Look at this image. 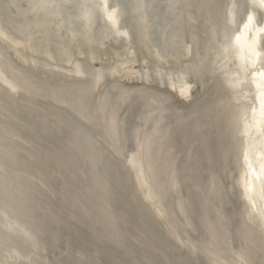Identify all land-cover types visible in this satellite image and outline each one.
Segmentation results:
<instances>
[{
	"label": "rangeland",
	"instance_id": "374dc122",
	"mask_svg": "<svg viewBox=\"0 0 264 264\" xmlns=\"http://www.w3.org/2000/svg\"><path fill=\"white\" fill-rule=\"evenodd\" d=\"M205 1H201V2H199L200 4H201V6H200V4L198 5H196V4H194V6H192V7H190V9L188 10V12L186 13L185 11H187V9L185 10V11H183V14H185L186 13V15H189V14H194V13H196V14H194V17L197 19V21L196 22H194V24L196 25H194V24H190V22H188L187 21V18H188V16H186V15H182L181 17H180V20L178 21V23H177V25H176V28H178L179 29V26H180V31H181V29H182V32H180L178 29H177V32H180L179 34L180 35H182L181 37L183 38V39H185V42L184 43H186V44H189V43H193L194 42V44L196 43V44H200L201 46H195V45H193V44H191V46H188L189 47V49H190V51H189V49H188V52H187V54L186 55H184V57H182V58H179V62L178 63H167L166 64V66H165V63H163L162 61H159V60H157L156 58H155V56H154V54L152 55V52L151 51H154V50H152V47L151 48H149V46L148 45H150L149 44V42H147V41H144L143 39H142V41H144L145 43H148V44H146L147 45V47L150 49V52H151V54H149L150 52H149V49L147 48H145L144 49V51H142L143 49V47H141V48H139L138 46H137V48L136 49H140L139 50V52H138V50H135V55H136V57L135 58H133L132 56H135V55H132L131 57H132V67L135 69V70H138V68H139V70H140V67H141V69L143 68L144 70L145 69H148V70H146V71H144L143 69V71H139L140 73H142L141 75L143 76H139V74L137 75V76H132V78L130 79V78H124V76L121 74V73H119L118 71H116L117 70V66H118V64H119V62L121 61V59H119V58H121L120 56L118 57V55L117 56H115V55H112V53H107V54H105V55H110L109 57L108 56H105L106 58H104V56L102 57V59L100 58V56H99V54L98 55H90L88 52L87 53H85V55H82V56H84V57H82V56H78V54L76 55V54H74V55H76V56H74L75 58H76V60H78V63L76 64V60H75V58L73 57V56H71V58H69V60H68V62L69 63H67V61L64 63V61L62 62V61H58L59 60V58H54V55H55V57H57V55H56V53L54 52L53 54H52V52L54 51V49H52L51 50V47L50 46H47L46 45V47H44V46H42V48H38V45H36V44H28V45H26L27 43V39H26V37H24L22 34H20V35H18L19 33L16 31V30H13L12 31V29H13V27H11L12 29H7V28H10V25L8 24V23H6V21H3V19H2V17H1V15H0V19H1V22L2 23H5L6 25H4V24H2V26L4 25V27L3 28H5V29H7V31L11 34V35H13V34H15L14 35V37H16L17 39H19L20 40V38H22V37H24V39H26V40H23V39H21L20 40V42L22 43L23 42V44H25V46L24 45H22L20 48H19V50H18V52L17 53H13L12 51H10L8 48H7V46H6V44H4V42L2 43L1 42V40H0V45L2 46H0V59H1V61L4 59L5 60V62L7 61L6 59L8 58V60L9 61H13L12 63V65L15 67L16 66V69L18 68L19 69V67H20V70H27V71H19L18 69V71L19 72H21V73H23L24 75H27V77L31 80V79H33V83H34V86H32V87H30L29 85H27V87L26 88H24L23 87V85H25V84H23V85H21V86H17L21 91H19V89L17 90V88L15 89V88H13L7 81H6V78L8 77V76H10V74L9 73H7L6 74V72H5V75H0V88H2V90L0 89V109L2 108V107H4L3 109H1L0 110V132L1 133H3V134H0V136H1V138H0V148H2V150L4 149V150H7V152L6 151H4L3 150V153L4 154H8L9 156H8V158H7V164H8V162H9V165L12 167V169H11V167H9V169H11V170H14L15 171V169L17 170V171H15V172H18V171H20V167H19V165L21 166V168L23 167L24 168V170H23V168L21 169V171H20V175H22L23 177H25L26 179H28V180H30L33 184H35V187H37L36 189H34V190H37V189H39V190H37V191H33V192H31V196L34 194V196H32L31 197V199L32 200H29V204H30V206L27 208V210L29 211L28 213L30 214V217H32V218H26L27 220H24V223H22L23 224V226H24V228L26 229L25 231H26V234L31 238V240H32V242H31V244L30 245H32V247L30 246L29 247V255H30V258H29V260H30V262H31V264H50V262H51V264H74L75 262H76V264H81V261H82V264H171L172 262H173V264L174 263H176L178 260L180 261H178L177 262V264H187L188 262V264H224V262H225V264L227 263V264H245V263H243V261H240V257H239V255H238V253H236V251H233V250H246V253L247 252H255V253H257V254H253V253H250V254H252V255H255V256H257V258H255V256H251L250 257V254L247 256V254H246V259H248L247 260V262L250 260V259H254V261L256 262H254L253 260H250V261H252V263L253 264H262V260H264V253H263V248H261L259 245H258V243H255L256 241H258V239H256L257 238V233H258V235L260 234L259 233V230H257L258 229V225H259V223L257 222L258 220H256V219H253L254 218V216L253 215H255L254 213H255V211H253V210H255V209H253V210H250L251 208H254V206L252 205V204H250L249 203V200H248V198L246 197V196H242V195H245L244 193H241L240 191H238V189H239V180H237V177H238V175H237V173H236V171H235V169H234V165H233V162H232V159H230L229 157H231L232 158V154H231V152H232V149L229 147V145H231V144H229V143H231V139L229 138V136H226V135H228V132H227V130H226V126L224 127H222V125H223V123L224 122H222V121H224L223 119H222V117L220 116V118H218V116H219V114L217 113V115H216V112H214V114H213V110H217L215 107L217 106V103L214 105V103L215 102H217V101H219L221 98L220 97H223V91H221V85L220 84H218V83H220L219 82V79L218 78H216L215 77V79H214V76H213V74H212V72H211V70H210V66L207 64L208 62H206L205 60L207 59V48L205 49V48H202V47H207L208 45H206V44H208L207 42H205L206 44H204L203 45V42H202V40L203 41H207V39H208V37H207V35H206V33H204L203 34V29H202V27H201V25H200V23H202V18H201V15H199V13H197V11H200V7H203V8H201V11H204L205 9H210V6H208V5H206L205 4V6H204V3ZM197 3V2H196ZM202 4H203V6H202ZM198 6V7H197ZM195 7H197L196 8V10L195 9H193V8H195ZM206 7V8H205ZM212 7V6H211ZM1 9V8H0ZM193 9V11H191ZM189 11L191 12V13H189ZM200 11V12H201ZM191 14V15H192ZM190 15V16H191ZM3 16V15H2ZM185 17V18H184ZM181 19L182 20H184V21H181ZM199 19V20H198ZM5 20V19H4ZM186 20V21H185ZM188 22V23H187ZM200 22V23H199ZM186 23V24H185ZM183 24H185L186 26H188V27H184V25ZM7 25H9V26H7ZM190 25H192V27L190 26ZM183 26V27H182ZM182 27V28H181ZM196 27V28H195ZM184 29V30H183ZM185 29H187L186 31H185ZM199 31V33H201V34H199L198 35V31ZM203 30V31H202ZM12 31V32H11ZM190 31H191V33H190ZM195 31V32H194ZM186 33V34H183V33ZM188 33V34H187ZM195 33H197V34H195ZM18 36H17V35ZM193 34H195V35H197V36H195V35H193ZM185 35V36H184ZM188 35V37L189 36H192L193 35V37H189L190 39H188V37H186ZM195 36V37H194ZM207 37V39H206V37ZM186 37V38H185ZM201 38V39H198V43H197V38ZM192 38H194L193 40L194 41H192V42H190V40H192ZM140 39V38H139ZM186 39H188V40H186ZM196 39V40H195ZM206 39V40H205ZM141 41V40H140ZM184 41V40H183ZM201 41V42H200ZM145 43H140L139 42V44H144V46H146L145 45ZM138 44V45H139ZM29 45H31V46H29ZM203 45V46H202ZM152 46V45H151ZM48 47H49V49H48ZM191 47V48H190ZM196 47V49H194ZM25 48V49H24ZM31 48H33L32 50H31ZM36 48H38L37 50L38 51H36V50H34V49H36ZM46 48V49H45ZM199 48V49H198ZM1 49H3V51L5 52H7V54L9 55H6V52L4 53V52H2V50ZM23 49H24V51H23ZM26 49H29V50H31V52H29V50H28V52L27 51H25ZM202 49V50H201ZM145 50H147L146 52H145ZM201 50V51H200ZM22 51V52H21ZM35 51V53H36V55H35V53H33ZM44 51V52H43ZM46 51V52H45ZM184 51H186V50H184ZM183 51V52H184ZM197 51H200L199 53H197ZM206 51V53H204ZM2 52V53H1ZM41 52V53H40ZM50 53L51 55H53V56H51L50 54V56L49 55H47L46 53ZM143 52V53H142ZM144 52L145 53H147V54H145V56H144ZM149 52V53H148ZM201 52H203V53H201ZM31 53V54H30ZM186 53V52H185ZM16 54V55H15ZM43 54V56H40V55H42ZM46 54V55H45ZM199 55V59H197L198 57H196V56H198ZM5 55V56H4ZM87 55V56H86ZM142 55V56H141ZM152 55V56H151ZM203 55H204V57L206 58V59H204V57H203ZM206 55V56H205ZM3 56V57H2ZM8 56V57H7ZM16 56V57H15ZM19 56V57H18ZM26 58H25V57ZM40 56V57H39ZM46 56V57H45ZM86 56V57H85ZM97 56V57H96ZM98 56H99V58H98ZM112 56H114V58L112 57ZM2 57V58H1ZM31 59H30V58ZM47 57H49V58H54V60L52 61L51 59H48ZM82 57V58H81ZM89 57H93V58H89ZM94 57H96V58H94ZM144 57H145V59H144ZM187 57V58H186ZM189 57V58H188ZM194 57V58H193ZM24 58V59H23ZM80 58V59H79ZM112 58V59H111ZM193 58V59H192ZM29 59V61H26V60H28ZM34 59H36V60H34ZM86 59H88L87 61H85ZM94 59V60H93ZM104 59V60H103ZM113 60V61H110V60ZM115 59H119V61H117V60H115ZM144 59V60H143ZM147 59V60H146ZM181 59V60H180ZM3 60V61H4ZM18 60V61H17ZM31 60H34V61H36V62H34L33 63V61L31 62ZM50 60H51V62H50ZM72 60V61H71ZM103 61V63H102V61ZM141 60H143V61H141ZM155 60V61H154ZM2 61V62H3ZM9 61L7 62V64L9 63ZM21 61V62H20ZM45 61V62H44ZM99 61V62H98ZM105 61V62H104ZM116 61V62H115ZM138 61H139V63L140 64H138ZM151 62V63H148L147 64V62ZM195 61V62H194ZM200 61H205V62H200ZM1 62V63H2ZM5 62H3L2 64H0V71L2 70V69H4V71H5V65H6V63ZM23 62V63H22ZM29 62V63H28ZM39 62V63H38ZM48 62V63H47ZM58 62V63H57ZM79 62H81V63H79ZM161 64H159V63ZM189 62H191V63H189ZM195 64H194V63ZM30 63H31V65H30ZM36 63H38V64H36ZM67 63V64H66ZM71 63H72V65H71ZM82 63H85V65H83ZM187 63H188V65H189V67H191V65L190 64H193L192 65V67L191 68H189V67H187L188 65H187ZM204 64V67L207 65V67L205 68V70H202V71H204L203 73L205 74V75H207L208 74V69L210 70V72H209V75H207L206 77H205V75H204V77L203 78H200V77H202V75L200 76V74H203L202 73V71H200V70H196L197 68L199 69V68H201L202 67V69H204V67H203V65L202 64ZM10 64V63H9ZM69 64V65H68ZM76 64V65H75ZM80 64H82V65H80ZM87 64V65H86ZM143 64V65H142ZM156 64V65H155ZM170 64V65H169ZM173 64V65H172ZM175 64V65H174ZM197 64V65H196ZM198 64H199V66H201V67H199L198 66ZM35 65V66H34ZM38 65H41V67L40 66H38ZM48 65H50V66H48ZM52 65V66H51ZM71 65V66H70ZM54 66H57V68H54ZM59 66V67H58ZM85 66V67H84ZM113 66H115L114 68H116V69H114L113 68ZM154 66L156 67V68H154ZM158 66V67H157ZM185 66V67H184ZM45 67H47V68H50V69H52V70H48V71H51V73H48L47 72V69L45 68ZM63 67V68H62ZM82 67V68H81ZM98 67H100V68H98ZM107 67V68H106ZM150 67V68H149ZM197 67V68H196ZM209 67V68H208ZM76 68V69H75ZM98 68V69H97ZM182 68H183V70H182ZM186 68V69H185ZM188 68V69H187ZM192 68H194V69H192ZM54 69V70H53ZM69 69L71 70V71H69ZM79 69V70H78ZM92 69H94L95 71H93L92 72ZM110 69V70H109ZM112 69H114V71L112 70ZM152 69H156L157 70V72L160 70V69H162V70H160L161 71V74L159 73V74H157V76H156V74H155V71H153ZM170 70L169 71V73L166 71L165 72V70ZM171 69H173V72H171ZM181 71H187L188 73H190V71H189V69H192V71H194V73H195V70L196 71H198L197 73H195L196 75L199 73V75L197 76V77H190L191 75L189 74L188 76H189V78L190 79H187L188 77H187V75H186V77H185V79L188 81V83L189 84H187V86H188V97L187 98H183V100H182V98H179V97H177L176 96V93H174L175 91H174V89H172L170 86H169V84H168V82H169V79H168V77H169V74H173V73H179L180 72V70ZM207 69V70H206ZM74 70V71H73ZM87 70H88V72H87ZM99 71V74L101 75V79L99 78V80H98V77L97 76H99V75H97L98 74V71ZM7 71V70H6ZM29 71V72H28ZM31 71V72H30ZM61 71V72H60ZM65 71H66V73H65ZM113 71V72H112ZM148 71V72H147ZM150 71L152 72V73H150ZM174 71H176V72H174ZM205 71L207 72V73H205ZM68 72V73H67ZM69 72H72V74L70 73L69 74ZM101 72V73H100ZM116 72V73H115ZM146 72H147V75H148V73L151 75V77L148 75V77L149 78H146ZM30 73V74H29ZM76 74V75H73V74ZM93 73V74H92ZM115 73V74H114ZM145 73V74H144ZM153 73H154V75L156 76V77H154V75H153ZM162 73H163V75H162ZM103 74L104 75H107L108 74V76L107 77H104L103 76ZM110 74V75H109ZM120 74V75H119ZM166 76H165V75ZM192 74V73H191ZM210 74H212V75H210ZM45 76V78L47 79H45V78H43L44 76ZM78 75H80V76H78ZM93 75H95L93 78H94V80L95 81H93L92 80V76ZM145 75V76H144ZM153 75V76H152ZM194 75V74H193ZM192 75V76H193ZM33 76V77H32ZM43 76V77H42ZM52 76H54L55 77V79L52 77ZM57 76V77H56ZM159 76V77H158ZM165 76V77H164ZM30 77H32V78H30ZM88 77V78H87ZM90 77H91V79H90ZM97 77V78H96ZM104 77V78H103ZM153 77V78H152ZM160 77H164V78H160ZM213 77V78H212ZM103 78V79H102ZM141 78H144V79H141ZM158 81V82H156L155 81V79ZM199 78V79H198ZM211 78L213 79V81L211 80ZM35 79L39 82V81H41V82H39L38 84H35ZM163 79V80H162ZM165 79V80H164ZM194 79V80H193ZM200 79L202 80V81H200ZM4 80V81H3ZM44 80H46L45 82H47V84L46 83H44L43 84V82H44ZM92 80V81H91ZM136 80V81H135ZM159 80L161 81V82H159ZM9 82H11L10 80H8ZM32 81V80H31ZM61 81H62V83H64V84H61ZM124 81V82H123ZM147 81V82H146ZM165 83H167V84H164V82ZM198 81H200V82H198ZM210 81H212V82H210ZM6 84H8L9 86H7V85H5V83ZM60 82V83H59ZM89 82V83H88ZM90 82H92V83H90ZM37 83V82H36ZM41 83V84H40ZM88 83V84H87ZM115 83H118V85L117 84H114ZM135 83V84H134ZM197 83V84H196ZM204 86V85H206L205 87H203L201 84ZM205 83V84H204ZM54 84H57V85H54ZM67 86H69V87H65L66 85ZM79 84H81V85H79ZM97 84V85H96ZM161 84H163V85H161ZM195 84L197 85V86H195ZM210 86H209V85ZM219 86H218V85ZM35 85H36V87H37V85H42V86H44V87H42L41 88V92H43L42 94H40L39 93V91H38V87H40V86H38L37 88H35ZM49 85V86H48ZM77 85H79V86H77ZM82 85H84V86H82ZM87 85V86H86ZM88 85H89V87H88ZM112 85V86H111ZM192 85V86H191ZM194 85V86H193ZM57 86H58V88H57ZM108 86H111V87H109L110 89H107L108 88ZM118 86H120V87H118ZM158 86V87H157ZM218 86V87H217ZM12 87V88H11ZM59 87L60 88H63V87H65V89H59ZM75 87V88H74ZM114 87V88H113ZM128 88V89H130V88H135V89H133L132 91H130V92H126V90H125V88ZM139 87H140V89H139ZM143 87H144V89H146L145 91H144V89H143ZM146 87V88H145ZM160 87V88H159ZM166 87H167V89H166ZM192 87V88H191ZM207 87V88H206ZM215 87V88H214ZM22 88H24V89H22ZM30 88H32L33 89V91H31L30 90ZM43 88H45V89H43ZM47 88V89H46ZM49 88V89H48ZM53 89L54 88V91L53 90H51V89ZM57 88V89H56ZM71 90H74V89H76V90H74V91H72V93H67L68 91H71ZM74 88V89H73ZM118 88V89H117ZM120 88H124V90L123 89H120ZM163 88V89H162ZM170 88V89H169ZM25 89H27L28 91L30 90L31 92H28L27 90H25ZM36 89V90H35ZM69 89V90H68ZM96 89V90H95ZM142 89V90H141ZM167 91H166V90ZM169 89V90H168ZM193 89H195V90H193ZM202 89H203V91H202ZM216 89H218V90H216ZM220 89V90H219ZM13 90V91H12ZM23 90H25V92H22ZM46 90H50L49 92H48V95L50 94V96H51V98H52V100L54 99L53 97H52V94H51V92L53 93V96L56 98V96L59 98V100H60V103H61V100H63V102L65 103V105H66V107L68 106V109L65 107V105L63 104H59V102H58V104L59 105H57V103H56V105H55V103H52V102H49L48 103V101H49V98H50V96H48L46 93L47 92H45ZM64 90H65V92H64ZM82 90V91H81ZM107 90V91H106ZM114 90V91H113ZM137 90V91H136ZM191 90H192V92H191ZM206 90V91H205ZM215 90V91H214ZM3 91V92H2ZM8 91V92H7ZM15 91H17V92H15ZM27 91V92H26ZM58 91V92H57ZM60 91H62V93L60 92ZM79 91V92H78ZM94 91V92H93ZM106 91V92H105ZM117 91H119V92H117ZM138 91H140V92H138ZM141 91H143V92H145V93H143L142 94V92ZM156 91V92H155ZM174 91V92H173ZM214 91V92H213ZM219 91H221V92H219ZM5 92H7L6 94H5ZM20 92H22L23 93V95H27L28 97H25V96H22V94L20 93ZM32 92H33V94H32ZM34 92H35V96H36V93H37V97L39 98H37V97H35L34 96ZM55 92V93H54ZM77 92L78 93H81V94H83V92H85L84 93V95H83V97H80V95L79 94H77ZM136 92V93H135ZM151 93V95H150V93ZM209 92H211V93H209ZM215 92H216V95H215ZM12 95H11V94ZM32 94V95H30V94ZM91 93H93L92 95H91ZM107 93V94H106ZM108 93L109 94H111L110 96H112L111 98H109L110 96H108ZM116 93H118V94H116ZM135 93V94H134ZM139 93V94H138ZM147 93V94H146ZM149 93V94H148ZM209 93V94H208ZM15 94V95H14ZM61 94V95H60ZM62 94H63V96L64 95H66V96H62ZM77 95V96H75L77 99H81V98H83V99H81L80 101H78L77 99V101H78V103L80 104V102L81 101H84L83 102V104L82 105H86L87 106V104H88V109H89V111L87 110V112L85 113V111H86V109H87V107H81V109L82 110H80L79 109V111L78 110H73V108H78V107H80L79 106V104H77L76 103V100H75V103L74 102H72L73 104H76V106L75 105H73V104H71V100H69V99H72V98H75L73 95ZM107 95L105 98H106V100H105V98L103 99V96L104 95ZM113 94V95H112ZM121 95V97H120V95ZM122 94H124V95H122ZM126 94H128V95H130V96H128V95H126ZM134 94V95H133ZM137 94V95H136ZM145 94V95H144ZM153 94H154V97H153ZM156 94H158V95H156ZM159 94H162V96H160V97H162L161 99H163L164 97H165V95L166 94H168V97H169V99H168V97H165V103H163L164 102V100H161V99H159V98H157V96L159 97ZM163 94H165L164 96H163ZM207 94V95H206ZM30 95V96H29ZM46 95V96H45ZM71 97H70V96ZM102 95V96H101ZM131 95H133L132 97H131ZM144 95V96H143ZM149 95H150V97H149ZM210 95H211V97H210ZM215 97H214V96ZM34 96V97H33ZM62 96V97H61ZM69 96V99H66L67 97ZM90 96H92V97H90ZM114 96V97H113ZM118 98H117V97ZM127 96V97H126ZM137 96V97H136ZM141 96V97H140ZM206 96V98H204ZM213 96V97H212ZM3 97V98H2ZM33 97V98H32ZM41 97H45V98H48V99H41ZM89 97V98H88ZM99 97V98H98ZM101 97V98H100ZM125 97V98H124ZM147 97V99H145V98ZM217 97V98H216ZM37 98V99H36ZM50 98V99H51ZM58 98H56V99H58ZM61 98V99H60ZM91 98H92V100H91ZM97 98H98V101H97ZM122 98V99H121ZM130 99L128 102H129V104H128V102H127V100L128 99ZM134 98H136L135 100H134ZM138 98L141 100H139L138 101ZM154 98V99H153ZM166 98L168 99V101L166 100ZM207 98H212V101H211V99L209 100V99H207ZM215 98V99H214ZM91 101H90V100ZM100 99H101V101H100ZM107 99L110 101V103H111V100H112V103L110 104V103H108V101H107ZM118 99H119V101H121L122 102V104L123 105H125V103H127L126 104V106H122L121 107V102H120V105H119V103H118ZM126 99V100H125ZM143 99V100H142ZM158 99V100H157ZM186 99V100H185ZM201 99H203V100H201ZM30 100V101H29ZM32 100H34V101H32ZM55 100V99H54ZM73 100V99H72ZM73 100V101H74ZM87 100V101H86ZM103 100V101H102ZM125 100V101H124ZM145 100V101H144ZM149 101V103H151V101H154V102H156L155 100H157V101H159V100H161V102L160 103H163V105L165 106L166 104L167 105H169L167 108H165V112L169 109V107L170 106H175V109H177L178 111L180 110L181 111V109H182V111H181V115H178L177 113L175 114L174 113V116L177 118V116H180V117H183L184 116V114H185V116L183 117V118H181L180 119V117L178 118V122L179 121H181V123L179 124L175 119H172L173 120V123H171L170 122V118H168L169 117V115L171 114L172 115V112H175V111H177V110H175V109H173V107H170V109H172L173 111H168L167 112V115H165V113L164 114H159L158 113V111H157V109L155 108V105H154V107H151L153 104V102L151 103V104H148V101ZM151 100V101H150ZM170 100H172V101H170ZM199 100H200V102H201V107L198 105V103H200L199 102ZM209 100V101H208ZM45 101V102H44ZM69 103L70 102V104H66L67 102ZM114 101V102H113ZM133 101V102H132ZM137 101L139 102V103H137ZM144 103H143V102ZM163 101V102H162ZM173 102V103H170V102ZM198 101V102H197ZM204 101V103H203V105L204 104H208V105H205V107H203V105H202V102ZM2 102H3V104H2ZM5 102V103H4ZM35 102V103H34ZM54 102H57V100L56 101H54ZM87 102V103H86ZM88 102H90V103H88ZM98 102V103H97ZM103 102H105V104L103 103ZM130 102L132 103V104H130ZM212 102V103H211ZM8 103V104H7ZM14 105H13V104ZM24 103H26L28 106H30L29 107V109H33V108H35L34 110H36V111H30L31 113H30V115L32 116V117H30V116H28V114H27V112L26 111H24V110H27V105H24ZM34 103V104H33ZM36 103H39V104H36ZM82 103V102H81ZM101 103H102V105H101ZM107 103V104H106ZM116 105H115V104ZM141 103H143L144 105H143V109H142V104ZM210 103V104H209ZM2 104V105H1ZM5 104H7V105H5ZM11 106H10V105ZM32 104V105H31ZM40 104H42V105H40ZM55 105V107H53L54 105ZM98 104V105H97ZM134 104H136L138 107L137 108H135V105ZM157 104V103H156ZM194 104V105H193ZM196 104H197V106H196ZM211 104H212V107H210L211 106ZM9 105V106H8ZM13 105V106H12ZM20 105V106H19ZM23 106V108H22V106ZM35 106V105H38V107L40 106V107H42L40 110L39 109H36V108H38L37 106H35V107H32V106ZM44 105V106H43ZM53 107V109H60L61 110V112H60V110H57L56 112H57V114L55 115V110L54 111H52L53 109L51 108V106ZM70 105V106H69ZM71 105H72V107H71ZM92 105H95V106H93V107H96V108H92L91 106ZM113 105H115V106H113ZM118 105V106H117ZM131 105H133V107L131 106ZM146 105V106H145ZM6 106H7V108H8V111L6 110L7 108H6ZM46 106V109L44 108ZM50 106V107H49ZM61 106V107H60ZM64 106V107H63ZM98 106V107H97ZM103 106V107H102ZM111 106H112V108H113V110H112V108H111ZM146 108H145V107ZM149 106V107H148ZM206 106H208V108H211L210 110L212 111L211 113L209 112H207V110H206ZM17 107V108H16ZM26 107V108H25ZM39 107V108H40ZM105 107V108H104ZM126 107V108H125ZM150 107L151 108H153V110L152 109H150ZM191 107V108H190ZM194 107H196V109L195 110H193V108ZM199 107V108H198ZM202 107H203V110H202ZM19 108V109H18ZM45 110H47V111H45ZM76 108V109H77ZM86 108V109H85ZM99 108V109H98ZM109 108H111L110 110L112 111V112H110L108 109ZM119 108V111H120V109H121V111L122 112H120V115H118L119 113H117V112H119L118 110H116L117 112L115 113V109H118ZM131 108V110L132 111H130L129 109ZM147 110V108H148V111H146L145 109ZM16 109H17V111H16ZM21 109H24V110H21ZM102 109V110H101ZM142 109V110H141ZM156 109V110H155ZM167 109V110H166ZM185 109H187V111L185 110ZM192 109V113H190L189 111ZM37 110H39V112L37 111ZM42 110L44 111L43 113H41L42 112ZM69 110V111H68ZM93 110H96V112L95 111H93ZM130 112H129V111ZM184 110H185V112H184ZM209 110V109H208ZM6 111V112H5ZM10 111V112H9ZM21 111H23L24 113H23V115L24 116H22V112ZM28 112H29V110H27ZM50 111V112H49ZM51 111L53 112V114L52 115H54L55 117L53 118L52 117V115L50 114L51 113ZM68 111V112H67ZM77 111V114H78V112H84L83 114H84V117H83V114L81 113L80 115L78 114V115H76L74 112H76ZM105 111V112H104ZM108 111H109V114L110 115H115L114 116V118H115V120L116 119H119V120H117L116 122H117V124H116V130L118 131V132H116V130H111L112 131V134L114 133V136L116 135H121V137L120 138H118V136L116 137L117 139V142L116 143H119L118 145L115 143H113L114 141L113 140H115V137L114 138H112V135H111V131H110V129H109V127H108V121H109V114H107L108 113ZM128 111V114L126 113ZM142 112V116L140 115V117H139V114H141V113H139V112ZM149 111H151L152 113H150ZM156 111H157V113H156ZM177 111V112H178ZM179 111V112H180ZM197 111V112H196ZM207 112V113H205V115L203 116V115H200V114H202L203 112ZM5 112V113H4ZM35 112V113H34ZM37 112H38V114H37ZM49 112V113H48ZM70 112V113H69ZM103 112V113H102ZM187 112H189L190 113V115L187 113ZM202 112V113H201ZM42 114V116L40 115V114ZM46 114V113H48V114H46L47 116L45 117V119L46 120H44V117H43V114ZM63 113V114H62ZM71 113H73V114H75V115H73V114H71ZM91 115H90V114ZM95 113V114H94ZM126 113V115H125V117L127 116V117H129L128 118V120L129 121H127V118L126 119H124V117H123V115ZM139 113V114H138ZM184 113V114H183ZM198 115H197V114ZM3 114V115H2ZM21 114V116H19ZM32 114H35L36 116H41V117H43L42 119H39V120H37L38 118H40V117H35L34 115H32ZM44 114V115H45ZM59 114H62V115H64L65 114V116H67V115H69V118H68V116H67V118L64 116V118H61V116L62 115H59ZM103 114V115H102ZM137 114H138V116H137ZM147 116V118L146 119H148V120H146L147 122L146 123H148V122H150L151 121V119H154L155 118V120H153V122L151 121L150 123H148V125H146L147 127H145V126H143L142 125V129H144V131L141 129V128H137V127H139V125L141 124L140 122H142V124H144V116L145 115ZM151 116H150V115ZM158 114V115H157ZM180 114V113H179ZM188 114V115H187ZM194 114V115H193ZM12 115V117H10V116ZM16 115V116H15ZM26 115H27V117L29 118H27L26 117ZM92 115H94V116H92ZM148 115H149V117H148ZM159 115H161L162 116V119H160L159 120V123L157 122V120H158V118L156 117V116H159ZM183 115V116H182ZM191 115H193L192 117H191ZM215 115V116H214ZM6 116V117H5ZM7 116H8V119H7ZM51 116V117H50ZM70 116H71V118L73 119V121H72V119H70ZM77 116H78V118H77ZM86 116H88V117H86ZM102 116H103V118H102ZM107 116V117H106ZM165 116V117H164ZM174 116L172 115L171 116V118L173 117L174 118ZM196 116V117H195ZM199 116H200V119H202L203 120V122L202 121H200L199 120ZM203 116V117H202ZM210 116H214L215 117V119L212 117V119H211V117ZM18 118V120H17V118ZM35 117V118H34ZM57 117H60V118H58L57 120L59 121V119H60V123H63V124H57V126H56V123H54V121L56 120V118ZM63 117V116H62ZM83 117V118H82ZM90 117H92V121L93 120H96L95 118H97L98 120H96L95 122H93V123H91L92 125H88L87 123L88 122H92L91 120L90 121H88L89 119H90ZM106 117V118H105ZM119 117V118H118ZM143 117V118H142ZM191 117V118H190ZM197 117H198V119H197ZM202 117V118H201ZM207 117H210L209 119L207 118ZM9 118H12V119H9ZM35 119V120H33L32 122H31V119ZM77 118V119H76ZM82 118V119H81ZM86 118H88V119H86ZM100 118H102V119H104V120H102V119H100ZM141 118H142V120H141ZM150 118V119H149ZM164 118H168L169 120H167L169 123H170V125H169V123H167V121L164 119ZM186 118V119H185ZM207 119V121H205L206 119ZM5 120V122H3L4 120ZM20 119H22V121H26L27 123H25V122H20L21 120ZM24 119H26V120H24ZM48 119H50V120H52L51 122H49L48 121ZM55 119V120H54ZM63 119V120H62ZM66 119V120H65ZM72 121H70V120ZM100 119V120H99ZM139 120V122L138 121H136V120ZM180 119V120H179ZM182 119H185L186 120V122H184ZM194 119H196L197 120V122L196 123H200V125H198L197 127H199L200 129L198 130V131H200V132H198L197 131V127H196V125L197 124H195V120ZM205 119V120H204ZM30 120V122L28 123V121ZM41 120H43V121H41ZM69 120V121H68ZM85 122H84V121ZM162 120V121H161ZM222 120V121H221ZM9 121H11V122H17L18 121V123L20 124H17V126H16V124H14L15 126H13V124L10 122V123H8ZM34 121H35V123L36 122H38V121H40L42 124H40V123H36V124H38V126L40 127V125H42V127H40L41 129H39L40 131L38 132V126H36V124L34 123ZM65 121L66 122H71V124L73 125L76 121H78L77 123H79L80 122V124L82 125V126H80V127H83V129H85L86 131H89L91 134H92V136H93V140H94V142L96 143V146L97 147H99L98 149H99V151H100V153H101V158L103 157V159H101L102 161H101V169H102V171L104 170H106L105 172H106V174L104 175L103 174V176H104V178L106 177V183L107 182H109L108 184H106V185H108V187L107 186H105V193H103V198H104V200H105V204L107 205V208L104 210V209H102V210H100L99 212L97 211V210H95V209H92V210H94V211H91V213H93V214H90V215H85L84 214V210L82 209V207H80L81 206V202L79 201V200H82V198H83V193L82 192H84V191H82V190H80L81 188H83V185L81 186V184L80 185H78L79 184V182L77 183V181L79 180V181H81L82 180V177L81 176H83V173H79V172H77V167L76 168H74V170L76 171V173H74L73 171L71 172V166L72 167H75L74 166V164L72 163L71 164V162H70V156L71 155H73V152L70 150V146H68V144L66 143L67 141L65 140V139H67V136H66V134H68L66 131H68V129L70 128V125L69 124H67V123H65ZM97 121H98V123H97ZM121 121V122H120ZM156 123H155V122ZM191 121V122H190ZM193 121V122H192ZM200 121V122H199ZM204 121H205V123H204ZM210 123H209V122ZM218 121H220V123H222V125L218 122ZM7 122V123H6ZM47 122V123H46ZM50 123V125H49V127L51 126V123H52V126H53V131H51L50 132V130L52 129L51 127H50V129H49V127H47V125ZM55 122H57V121H55ZM160 122H164V124H160ZM177 122V127H180L179 129L176 127V128H174L176 125H175V123ZM182 122H184V123H186V125H187V127L185 126V124L184 123H182ZM188 122V123H187ZM212 122V123H211ZM213 122L215 123L216 122V125H218L219 126V124H220V131H221V129H222V131H223V128H225L224 129V131L226 130V132H223L222 133V131L221 132H219V130H217L218 128H216V129H213L214 127H217L215 124H213ZM25 123V124H24ZM33 123V124H32ZM97 123V124H96ZM106 123V124H105ZM120 123V124H119ZM145 123V124H146ZM155 123V124H154ZM193 123L195 124L194 126H193ZM201 123L204 125H202V127H200L201 126ZM211 124V126H212V128H211V130H209V132H208V129H209V127H210V125L209 124ZM217 123H219V124H217ZM2 124V125H1ZM12 124V125H11ZM30 125V128L27 126V125ZM35 124V125H34ZM45 124V125H44ZM55 124V125H54ZM101 124H103V125H101ZM154 124V125H153ZM160 124V125H159ZM178 124H179V126H178ZM205 124H206V126H205ZM207 124L209 125L208 127H207ZM7 125V126H6ZM67 125H69L68 126V128H67ZM93 125H95V127H97V128H94L93 127ZM121 125V126H120ZM136 125H138V126H136ZM158 125H159V127H158ZM161 125H163V126H161ZM164 125H167L166 127H164ZM186 127H184V126ZM192 125V126H191ZM213 125H214V127H213ZM224 125H225V123H224ZM25 128H24V127ZM26 126L29 128V129H32L31 131L30 130H28L27 128H26ZM31 126H36L37 128H35L36 129V132H37V134H35L36 132L34 131V132H32L34 129H33V127H31ZM61 126H63V128H58V127H61ZM129 128H128V127ZM154 126H157L158 127V129L160 128V129H162V130H160L159 129V131L160 132H163L162 134V139L164 138V143L165 142H169V143H167V144H169L170 145V147L171 146H174V147H171V148H175V149H177V150H170V151H172V153L173 154H175V156H177L176 158H175V156H173L174 157V159H176L175 160V162L173 161L174 159H173V157L171 156L172 155V153L170 154L169 153V155H170V157H171V159L170 158H168L169 156L168 155H166V153L168 152V150H166V149H170V147H166V145H165V149L163 148V155L166 157V158H168V159H164V161H165V164H167V161H170V162H168V164H167V167H165V168H161L160 169V171H159V173H158V175H156L155 176V178L157 179V180H162L164 177H165V180L163 179L162 180V182H161V185H162V189H161V192H160V194H158L157 196L159 197L160 196V198H158V197H153L152 196V192L150 193V192H147V190H146V188H144V187H142V185H141V183H140V176H138L137 174H136V172H135V170H133L132 169V167H130V165H129V158H128V156H126V154L127 155H129V152H131L132 150H133V147L135 146V145H133L134 143H135V138L136 137H134V136H139V137H141L144 133H146V132H148V131H150ZM161 126V127H160ZM182 126V127H181ZM9 127V128H8ZM13 127H15V129L13 128ZM43 127H45V129H46V132H45V130H43L44 128ZM47 127V128H46ZM56 127V128H55ZM89 127V128H88ZM93 129H92V128ZM102 127V128H101ZM107 127H108V129H107ZM133 127H134V129L137 131H135L134 129H133ZM140 127H141V125H140ZM144 127V128H143ZM163 127L167 130L166 132L168 133V134H165V135H168V136H165L164 135V131H163ZM170 127V128H169ZM176 130V132H174L175 130H173V128ZM193 127V128H192ZM194 127H195V129H196V132L195 133H193V129H194ZM205 127V128H204ZM207 127V128H206ZM6 128V129H5ZM11 128V129H10ZM18 128H24L22 131V133L20 132L21 130L20 129H18ZM101 128V129H100ZM103 128H105L106 130H108L107 132H105L104 130H102ZM120 128H122V129H120ZM132 128V129H131ZM171 128H172V130H171ZM202 128V129H201ZM8 129V130H7ZM14 129V130H13ZM47 129H48V131H47ZM59 129H61V130H59ZM95 129V130H94ZM141 129L142 131L140 132L139 130ZM184 129H185V132H184ZM191 129V130H190ZM203 129H205V130H203ZM5 130V131H4ZM24 130H25V133H24ZM26 130L27 131H30V133H32L31 135L32 136H30V135H28L27 133H29V132H26ZM64 130H65V132H64ZM70 130V129H69ZM91 130V131H90ZM97 130V131H96ZM120 130V131H119ZM127 130V131H126ZM172 132H171V131ZM180 130L182 131V134L183 135H180L179 134V136H178V134L176 135V133H179L180 132ZM12 131V132H11ZM56 131H58V133L56 132ZM105 133H104V132ZM123 131V132H122ZM125 131L126 132H129V133H127V134H125ZM130 131H132L131 133H130ZM179 131V132H178ZM213 133H212V132ZM216 131H218L217 132V137H215L216 136ZM10 132V133H9ZM54 132H56V135H54ZM62 132H63V134H62ZM69 133H70V131H68ZM93 132V133H92ZM98 132V133H97ZM104 134H103V133ZM119 132H120V134H119ZM165 132V133H166ZM184 132V133H183ZM189 132H190V134H192V135H190L189 134ZM205 132V133H207L206 135L207 136H205V134H203V133ZM17 133V134H16ZM33 133H34V135H33ZM66 133V134H65ZM97 133V134H96ZM118 133V134H117ZM138 133H140V134H138ZM143 133V134H142ZM173 133H175V134H173ZM198 133H200L202 136L204 135L205 137H202L201 135L199 136L198 135ZM208 133H209V135H208ZM211 133H212V135L215 133V135H214V137L211 135ZM218 133H222V134H218ZM224 133H226V134H224ZM14 134H16L15 136H14ZM19 134V135H18ZM43 134H45V136L46 137H48L47 139H51V137H49V135L48 134H51L52 136L54 135V137H53V140H52V143H49V145H47L48 144V142H51V140H47L46 139V137L44 138L43 136H41L40 137V140H42V141H40L39 140V135H43ZM58 134V135H57ZM61 134H62V136H61ZM65 134V135H64ZM103 134V135H102ZM108 134H110V136L108 135ZM137 134V135H136ZM195 134V135H194ZM223 134H224V136H223ZM5 135V136H4ZM8 135H10V136H8ZM11 135H13L14 136V138H13V136H11ZM37 135H38V137H37ZM104 135H106V136H104ZM124 135V136H123ZM172 137H171V136ZM188 135V136H187ZM196 135H198V138L196 137ZM220 135H222L223 136V138H222V136H220ZM111 138V140L110 139H108L109 137ZM129 136V137H128ZM177 136H178V138H177ZM196 137V141H198V142H196V141H193V139L195 140V138H193L192 139V137ZM225 136H226V138H225ZM17 137V138H16ZM24 137H26L25 139H24ZM31 137V138H30ZM35 137H37L38 139H36ZM59 137H62V139H63V141L61 142V139H59ZM64 137V138H63ZM98 137V138H97ZM99 137H101V139H99ZM107 138L106 140H105V138ZM188 137H189V139H188ZM199 137H201V138H199ZM206 137H208V139H209V141L207 140V138ZM212 137L214 138V140L212 139ZM218 137H219V139H218ZM221 137V138H220ZM2 138H3V140H2ZM20 138V139H19ZM22 138V139H21ZM29 138V139H28ZM43 138V139H42ZM130 138V139H129ZM133 138H134V141H133ZM165 138H167V139H165ZM170 138H172L171 140H168V139H170ZM182 138H184V139H182ZM225 138V139H224ZM14 139V140H13ZM17 139H19V140H17ZM26 140L25 141V143H24V140ZM33 139H35V140H33ZM118 139H122V140H118ZM161 139V140H162ZM200 139L201 140H207V141H205V143H203L202 141H200ZM216 139H217V142H216ZM223 139V140H222ZM43 140H46L45 142L43 141ZM129 140V141H128ZM203 140V141H204ZM223 141V143H221L222 141ZM225 140V141H224ZM23 142V143H21L20 144V142ZM30 141V142H29ZM43 142L44 144L45 143H47L46 145H43V143L42 144H40V143H38V142ZM55 141H59L58 143H56L55 144ZM98 141V142H97ZM103 141V142H102ZM120 141V142H119ZM171 141V142H170ZM229 142V143H226V145H227V147H225L226 145H225V142ZM16 142V143H15ZM100 142L102 143L101 145H103L102 147H104L105 146V148H102L101 146H100ZM107 142V143H106ZM113 144H112V143ZM123 144H122V143ZM132 142V143H131ZM196 142V143H195ZM202 142V143H201ZM209 142V143H208ZM212 142V143H211ZM213 142H216V143H213ZM7 144L6 146H5V148H4V145L3 144ZM13 143V144H12ZM37 143L38 144H40V145H37ZM127 143V144H126ZM164 143L162 142V147L164 146ZM174 143H175V145H174ZM182 143H183V145H182ZM193 143L196 145V144H202V146L203 147H205V148H203L202 149V146H200L199 147V144L198 145H196L197 147H195V145H193ZM12 146H11V145ZM24 144H26L25 146H24ZM34 144V145H33ZM54 144V146H52ZM62 144H65V146L64 145H62ZM131 144V145H130ZM204 144V145H203ZM210 144V145H209ZM220 144H222V148L219 146H217V145H220ZM229 144V145H228ZM22 145V146H21ZM51 145V146H50ZM56 145V146H55ZM67 145V146H66ZM99 145V146H98ZM110 145H112V146H110ZM113 145H114V147H113ZM115 145H116V147H115ZM168 145V146H169ZM196 148V149H194V147ZM216 146V148H220L219 150L221 151V149H222V152H219V150H217L216 148H215V150L213 149V152H209V151H207V150H209V148H214L215 146ZM2 146V147H1ZM8 146H10V147H12V148H9ZM22 147L23 149L24 148H27V149H24V150H22V148H20V147ZM36 148H35V147ZM46 146V147H45ZM49 146H50V148H49ZM58 146H60V147H66L67 148V150H66V148H64L63 150L66 152L65 154H63V150H61L62 148H60V147H58ZM108 146V147H107ZM117 146H118V148H117ZM130 146V147H129ZM193 150H189V152L188 151H184V150H187V149H190L189 147ZM45 147V148H44ZM54 148V149H52V148ZM56 147V148H55ZM102 149H101V148ZM110 147H111V149L113 150H111L110 149ZM119 147L120 148H122V149H120V151L118 152L117 151V149H119ZM188 147V148H187ZM224 147H225V149H224ZM229 147V148H228ZM7 148V149H6ZM8 148L9 149H13L12 151H13V153H11V151L10 150H8ZM19 148H20V150H19ZM36 150H35V149ZM38 148V149H37ZM41 148V149H40ZM46 148H48V149H46ZM117 148V149H116ZM185 148V149H184ZM187 148V149H186ZM197 148H199V149H197ZM16 149V150H15ZM45 149V150H44ZM52 149V150H51ZM56 149H58V153H57V150ZM101 149V150H100ZM125 149H131V151H125ZM183 150L184 152H186V153H189L190 155H192V157L188 154V155H184L183 153H182V151L180 152L179 150ZM211 149H210V151H211ZM26 150H29L30 152H28V151H26ZM37 150H40V151H37ZM44 150V151H43ZM51 150V151H50ZM70 152H69V151ZM102 150L104 151L105 150V152H103L102 153ZM197 150H199V151H197ZM200 150H202V151H200ZM206 150V151H205ZM216 150H217V152H216ZM8 151H10V152H8ZM15 151H16V153H15ZM19 151V153H18V155H20V156H17V152ZM20 151H22L21 153H20ZM37 151V152H36ZM46 151H49L48 153H46ZM52 151H53V153H52ZM54 151H56V152H54ZM123 151H125V152H123ZM162 151V150H161ZM165 151H167V152H165ZM195 151V153L197 152H199V154H200V156L203 154V157H202V159L200 158V156H198L199 154H194L193 152ZM204 151V152H203ZM230 153H229V152ZM42 152H43V154H42ZM45 152V153H44ZM61 152V153H60ZM107 152V153H106ZM109 152V153H108ZM206 152V155L204 154ZM216 152V153H215ZM225 152H227V153H225ZM27 153V154H26ZM28 153H30V155H32L31 157H29V158H31V159H29L28 158ZM34 153H38V154H34ZM121 153H123V154H121ZM181 153V154H180ZM209 153H211L210 154V156L212 157V155H214L215 157L213 158H211L210 156H208V154ZM221 153V155H219ZM226 155H225V154ZM3 154V155H4ZM43 156H42V155ZM50 154V155H49ZM55 154V155H54ZM57 154L58 155H61L62 154V156H60V157H58L57 156ZM67 154H69V155H67ZM111 154V155H110ZM16 155V156H15ZM24 157L25 155V157H24V159L23 158H21L22 156ZM37 155H41V157L40 156H37ZM46 155V156H45ZM47 155H49V156H47ZM103 155V156H102ZM109 156V159H107V156ZM180 156V158H179V156ZM193 155H194V158H193ZM195 155H197V157L195 158ZM14 156H15V159H14ZM35 156V157H34ZM50 156H52V157H50ZM119 156H120V158H119ZM190 156V157H189ZM208 156V157H207ZM224 156V157H223ZM226 156H228V157H226ZM12 159H11V158ZM17 157V158H16ZM43 157H45V158H43ZM49 157V159H46V158H48ZM61 157H63V159H61ZM69 157V158H68ZM71 157H73V156H71ZM106 157V158H105ZM110 157H111V159H114L115 161L113 162V161H111V159H110ZM187 157H189V158H191V159H189L188 160V158ZM217 157H219V159H217L216 160V158ZM222 157V158H221ZM18 158H20L21 160H19ZM34 158V159H33ZM59 159V161H58V159ZM105 158V159H104ZM183 158V159H182ZM198 158V161H196V160H194V159H197ZM14 159V160H13ZM22 159H23V161H22ZM29 159V160H28ZM41 159V160H40ZM46 159V160H45ZM56 161H55V160ZM61 159V160H60ZM77 159V158H76ZM199 159H200V161H199ZM204 159H206L205 161H208L209 160V162L208 163H206L205 161L203 162L202 160H204ZM227 159V160H226ZM17 160H19L21 163H19ZM25 160H26V162H25ZM32 162H31V161ZM45 160V161H44ZM47 160H49V161H51V162H47ZM54 162H53V161ZM79 160V159H78ZM116 160L119 162V166H118V162H116ZM181 160V161H180ZM182 160H183V162H182ZM191 160H193V162L191 161ZM221 160V161H220ZM225 160V161H224ZM229 160H230V163H229ZM27 161H28V163H27ZM37 161V162H36ZM64 161V162H63ZM103 161H105L104 163H102ZM124 161V162H123ZM210 161H211V165H212V167H211V169L209 170L208 168H206L207 166H208V164H210ZM215 161V162H214ZM45 162V163H44ZM48 164H47V163ZM70 162V163H69ZM107 162H109L108 163V166L105 164V163H107ZM116 163V164H113V163ZM172 162V163H171ZM185 162V163H184ZM203 162V163H202ZM225 163V165L224 164H222V163ZM228 162V163H227ZM17 163V164H16ZM54 165H53V164ZM68 163V164H67ZM113 164L114 166H118V167H120V168H118V170H116L115 169V167L113 166V165H111V164ZM122 163H123V166L125 167V169H121V165H122ZM188 163H190L189 165H188ZM192 163L195 165H192ZM217 163V164H216ZM220 164V167L218 166L219 164ZM226 163H227V165H226ZM34 164V165H33ZM38 164H42V165H38ZM105 164V165H104ZM110 164V165H109ZM177 166H176V165ZM201 164V165H200ZM24 165V166H23ZM28 165V166H27ZM45 165H47L46 167H45ZM68 165H70V166H68ZM171 165H173V167H171ZM184 165H186V166H184ZM207 165V166H206ZM215 165H217L218 167L217 168H215ZM231 165H233V166H231ZM52 166V167H51ZM62 166V167H61ZM190 166V167H189ZM201 166V167H200ZM224 166V167H223ZM227 166H228V168H227ZM16 167V168H15ZM19 167V169H17ZM30 167V168H29ZM32 167H33V169H32ZM35 167V168H34ZM39 167V171H36V169ZM40 167H41V169H40ZM44 167V168H43ZM48 167H50V168H52V169H50V168H48ZM53 167H54V169H53ZM70 167V168H69ZM109 167H114V168H109ZM123 167V168H124ZM170 167V168H169ZM182 167V168H181ZM187 167H188V169H187ZM194 169H193V168ZM209 168H210V166H208ZM14 168V169H13ZM47 168V169H46ZM55 168H56V170H55ZM63 168V169H62ZM168 168L169 169H171V172L168 170ZM201 168V169H200ZM205 168V169H204ZM223 168V170H225V171H223V170H221ZM26 169H28V170H26ZM35 169V170H34ZM44 170L43 172L42 171H40V170ZM113 170L112 172L110 171H108V170ZM174 169H175V172H174ZM180 169V174L178 173L177 175H176V173L177 172H179V171H177L176 172V170H179ZM183 169V170H182ZM186 169V170H185ZM196 170V171H191V170ZM208 169V170H207ZM214 169V170H213ZM219 169V170H218ZM226 169H227V171H226ZM234 169V170H233ZM48 170H50V172L48 171ZM52 170V171H51ZM60 170V171H59ZM63 172H62V171ZM67 170V172H65V171ZM79 170V169H78ZM118 171V172H116V171ZM164 170H166V171H164ZM204 170H206V171H204ZM229 170L230 171H235V173L233 174V173H229ZM30 171V172H29ZM36 171V172H35ZM48 171V172H47ZM103 171V172H104ZM163 171V172H162ZM183 171H184V173H183ZM188 171H189V173H188ZM212 171H214V175H212L211 173H213ZM219 171H220V173H221V175L219 174ZM222 171H223V173H225V175L224 176H227L228 175V177L229 178H231V179H229L228 177L226 178V177H223V173H222ZM26 172H28V173H26ZM32 172V173H31ZM42 174H41V173ZM54 172V173H53ZM65 172V174H63ZM107 172L108 173H110V174H107ZM160 172H162V173H160ZM190 172H194V173H190ZM210 172V173H209ZM22 173V174H21ZM23 173H25V174H23ZM30 173V174H29ZM40 173V174H39ZM45 173V174H44ZM51 173V174H50ZM53 173V174H52ZM58 173V174H57ZM111 173H112V176H111ZM167 174V175H165V174ZM175 173V174H174ZM227 173V174H226ZM229 173V174H228ZM34 174V176H32ZM73 174V175H72ZM74 174H75V176H74ZM171 175V177H170V175ZM183 174H184V176H183ZM187 174V175H186ZM217 174H219L220 176H218ZM233 174V175H232ZM31 176V178H33V179H31V178H29L30 176ZM39 175V176H38ZM41 175H43V176H41ZM50 175V176H49ZM57 176L56 178L54 177V176ZM64 175V176H63ZM118 175V176H117ZM168 175H169V177H168ZM202 175H203V177H202ZM212 176V177H210V176ZM47 176H49L48 177V179H47ZM108 176H111V177H108ZM122 176V177H121ZM139 177V179H138V177ZM162 176V177H161ZM164 176V177H163ZM173 176V177H172ZM206 176L208 177L207 179H206ZM216 176H217V178H216ZM231 176H233V177H231ZM36 177H39L38 179L36 178ZM79 179H78V178ZM81 177V178H80ZM116 177V178H115ZM126 178H128V177H130L131 178V180H130V178L129 179H126L127 181L126 182H124L125 181V179ZM168 177V178H167ZM176 177H179V178H176ZM186 177H188V178H186ZM41 178H42V180H41ZM55 180L56 179V181H54L53 179ZM64 180H63V179ZM107 178H109L108 180H107ZM115 178V179H114ZM120 178V179H119ZM170 178V179H169ZM172 178H174V183H172L173 182V179ZM185 178V179H184ZM194 178V179H193ZM196 178V179H195ZM213 180H212V179ZM45 179V180H44ZM111 179V180H110ZM117 179V180H116ZM118 179H119V181H118ZM124 179V180H123ZM167 179H169V180H167ZM183 179V180H182ZM192 179V180H191ZM208 179L212 182V184L214 183L215 185H218L219 183H220V181L219 180H221V183H222V187L221 186H219L218 185V187H216L215 189H217V190H215V191H213V188H214V186L213 185H211L210 186V184H209V181H208ZM216 181H215V180ZM225 179H227V180H225ZM229 179V180H228ZM234 179V180H233ZM33 180H35V181H33ZM39 180L41 181V182H39ZM46 180H48L49 182L47 183V181ZM71 180H73V182H71ZM114 180V183L112 182V185H111V181H113ZM123 182H122V181ZM160 180V181H161ZM185 180V181H184ZM196 180L198 181V182H196ZM231 180V181H230ZM236 180V181H235ZM38 181V182H37ZM58 181V182H57ZM68 181V182H67ZM129 181V182H128ZM160 181H158L159 183H160ZM183 181H184V183H183ZM189 181V182H188ZM218 182L219 181V183L217 184V183H215V182ZM234 181V182H233ZM54 182V183H53ZM63 182V183H62ZM128 182V183H127ZM204 182V183H203ZM208 182V183H207ZM210 182V183H211ZM232 182H233V185H232ZM235 182H239L237 185H234V183ZM68 183V184H67ZM77 183V184H76ZM118 184V186L116 185L115 186V184ZM120 183H122V184H120ZM123 183H125L124 185H123ZM164 183V184H163ZM168 183H170V184H168ZM175 184V185H172V184ZM203 183V184H202ZM220 183V184H221ZM229 183V184H228ZM43 185V187H39V185ZM45 184V185H44ZM63 184H64V186H63ZM120 184V185H119ZM131 184V186H128V185H130ZM194 184V185H193ZM196 184V185H195ZM205 184V185H204ZM224 184V185H223ZM36 185H38V186H36ZM40 185V186H41ZM47 185V186H46ZM61 185V186H60ZM124 186V187H122V190L124 191L126 188V186H127V188L129 189H126L125 190V192L123 193V191H121L120 189V187L121 186ZM132 185H134V186H132ZM179 185H183L182 186V188H181V186L179 187ZM186 185V186H185ZM193 185V186H192ZM204 185V186H203ZM211 187L210 188V191L208 190V187ZM230 185V186H229ZM76 186V187H75ZM78 186V187H77ZM168 186V187H167ZM188 186H190V187H188ZM225 186H227V187H225ZM235 186V187H234ZM237 186H238V189H237ZM45 187V188H44ZM66 187V188H65ZM107 187V188H106ZM118 188V190H117V188ZM164 187V188H163ZM202 187H207V191L204 189V188H202ZM40 188H42V189H40ZM113 188V189H112ZM120 188V189H119ZM132 188V189H131ZM138 190H137V189ZM173 188V190L172 191H170L171 189ZM175 188V189H174ZM182 189V190H176V189ZM189 190H188V189ZM198 188V189H197ZM201 188V189H200ZM222 188H224V190L222 189ZM228 188H231V190H228L227 192H225V194L224 193H220L221 191V189L223 190V192L225 191V190H227ZM233 188V189H232ZM84 189V188H83ZM164 189V190H163ZM202 189H204V190H202ZM220 189V190H219ZM237 189V190H236ZM41 190V191H40ZM45 190H47V191H45ZM62 190V191H61ZM109 190H112V191H114L113 193L114 194H112V192L111 191H109ZM120 190V192H118ZM136 190V191H135ZM234 190V191H233ZM239 190H243V189H241V187H240V189ZM44 193H43V192ZM109 191V192H108ZM177 191H180V192H177ZM186 191V192H185ZM192 191H193V193H192ZM195 191V192H194ZM203 192L204 193V195H205V197L206 198H208V196H209V201L207 200L206 202H207V205L206 204H203V205H201L204 201L203 200H205V197H204V199L202 200V198L200 199V195H203L201 192ZM209 191V192H208ZM218 191H220L219 192V194H218V197H217V193H218ZM232 192V194H231V192ZM79 192V193H78ZM106 192H107V194H109L110 192H111V194H109V196H111V198L107 195V196H105V194H106ZM116 192V193H115ZM118 192V193H117ZM136 192H138V195H136L135 193ZM205 192L207 193V195L205 194ZM214 192V193H213ZM217 192V193H216ZM80 193H82V194H80ZM123 195H125V193H127V195H125V196H120L121 194ZM166 193V194H165ZM169 193H171V194H169ZM179 193V194H178ZM189 193H191V194H189ZM200 195H199V194ZM208 193L210 194V195H208ZM212 193V194H211ZM216 193V194H215ZM227 193V194H226ZM239 193V194H238ZM117 194H120L119 196H117ZM130 194H132V196H130ZM134 194V195H133ZM169 194V195H168ZM184 194H186V196L184 195ZM187 194H189V196H187ZM214 194H215V198H213L214 197ZM224 194V195H223ZM242 194V195H241ZM40 195V196H39ZM42 195V196H41ZM48 195V196H47ZM77 195V196H76ZM140 195V196H139ZM179 195H181V197L179 196ZM198 195V196H197ZM223 195V196H222ZM226 195H228L227 196V201H226ZM233 195V196H232ZM240 195V196H239ZM81 196V197H80ZM114 196H116V198L114 197ZM148 196V197H147ZM164 196V197H163ZM167 196H171V198H167ZM178 196H179V198H178ZM198 198H197V197ZM213 196V197H212ZM223 198H222V197ZM225 196V197H224ZM34 197L36 198V199H34ZM80 197V198H79ZM106 197V198H105ZM118 197H120L121 198V200H120V198H118ZM126 197V198H125ZM128 197V198H127ZM134 197H135V200H134ZM173 197V198H172ZM186 197H187V199H186ZM196 199H195V198ZM218 199H217V198ZM239 197L241 198V199H239ZM242 197H244V198H242ZM74 198V199H73ZM124 200H123V199ZM131 199V200H128V199ZM149 198H151V199H148ZM156 198H158L157 200H156ZM188 198H189V200H188ZM192 198H193V200H192ZM224 198H225V200H224ZM53 199V200H52ZM66 199V200H65ZM84 199V198H83ZM115 199H116V204H115ZM127 201H126V200ZM154 199V200H153ZM171 199V200H170ZM178 201H177V200ZM223 200V201H221V200ZM228 199L232 202L231 204H232V206L235 208H233L234 210H233V212H232V207H231V205L230 206H228L230 203H229V201H228ZM247 199V200H246ZM36 200V201H35ZM55 200V201H54ZM60 200V201H59ZM78 200V201H77ZM133 200V201H132ZM166 200H168V201H166ZM184 200V203L182 202ZM189 202H188V201ZM200 200L201 201H203V202H201V204H199V202H200ZM218 200V201H217ZM220 200V201H219ZM241 200V201H240ZM122 201H124V202H122ZM134 202L135 201V203L133 204V203H130V202ZM165 201H166V203L168 202H170V206H168V204H165ZM172 201H174L173 202V204L171 203ZM177 202V204H178V207H177V205H175L176 204V202ZM191 201V202H190ZM210 201H211V203H210ZM247 201H248V204H250V206L247 204ZM66 202V203H65ZM119 202H120V204H119ZM158 202H160V203H158ZM162 202H164L163 204H162ZM193 202V205L192 204H189V203H192ZM197 202V203H196ZM227 202V204H225ZM233 202H235V204L233 203ZM33 203V204H32ZM63 203V204H62ZM76 203V204H75ZM80 203V204H79ZM113 204V206L111 207V204ZM122 203V204H121ZM126 203H128V205L126 204ZM154 203V204H153ZM205 203V202H204ZM212 204V205H210L209 206V204ZM42 204H44V205H42ZM49 204V205H48ZM77 204H79V205H77ZM123 204H126V206L125 205H123ZM156 204H157V206H156ZM184 204V205H183ZM220 204V205H219ZM223 204H225V205H223ZM33 205V206H32ZM122 205V206H121ZM152 205V206H151ZM164 205V206H163ZM183 205V206H182ZM189 205H191V206H189ZM199 205V206H198ZM245 205V206H244ZM63 206V207H62ZM123 206H124V208H126V211L125 210H122V209H124L123 208ZM131 206H133V207H131ZM154 206H155V208H154ZM159 206H161L162 207V212H161V210H159L158 211V208L160 209L161 207H159ZM173 206V208H171ZM210 208H209V207ZM224 206V208H222ZM249 206V207H248ZM252 206V207H251ZM36 207H37V209H36ZM79 209H78V208ZM111 207V208H110ZM128 207H130L129 209H128ZM134 207H136V211H135V208ZM186 207V208H185ZM190 207H194V208H190ZM196 207V208H195ZM215 207H217L216 209H215ZM221 207V210L219 209ZM230 207H231V209H230ZM246 207V208H245ZM250 208V209H248V208ZM108 208H110V209H108ZM132 208V211L130 210ZM141 208V209H140ZM157 208V209H156ZM164 208V209H163ZM237 208V209H236ZM244 208V209H243ZM34 209V210H33ZM36 209V210H35ZM82 209V210H81ZM149 209V210H148ZM167 209V210H166ZM169 209H171V210H169ZM175 211H174V210ZM203 209V210H202ZM206 209H208V210H205ZM211 209H213V210H211ZM226 209H228V210H226ZM44 212H43V211ZM103 210H104V212H103ZM129 210H130V212H129ZM141 210V211H140ZM166 210V211H165ZM179 210H180V212H179ZM186 210V211H185ZM223 210V211H222ZM243 210V211H242ZM247 210V212H249V210L251 211V213H252V211H253V214H249V216H248V214H247V212H244V211H246ZM39 211H40V214H39ZM81 211V212H80ZM112 211L115 213V215H113L114 213H112ZM147 211V212H146ZM170 211V212H169ZM193 213H192V212ZM209 211V212H208ZM212 211H214V212H212ZM218 211V212H217ZM222 211V212H221ZM236 211V212H235ZM238 211V212H237ZM107 212V213H106ZM137 212H138V214H137ZM149 212V213H148ZM159 212H160V214H159ZM174 212V213H173ZM196 214H195V213ZM199 212V213H198ZM213 214H211V213ZM216 212H217V214L219 213H222V214H220L221 215V217H220V219H222L223 220V217H225V219L226 220H223V221H225V223H223V221L222 220H220L219 219V217H218V221L216 220V218L217 217H215V216H219V215H217L216 214ZM229 212V213H228ZM233 214H232V213ZM235 212V213H234ZM95 213V214H94ZM97 213V214H96ZM101 213V214H100ZM103 213V214H102ZM112 213V214H111ZM129 213V214H128ZM131 213V214H130ZM167 213V214H166ZM225 213V214H224ZM240 215V217H242V219H243V222L244 223H246V224H244V223H242V222H240V221H242V219L240 220L239 218H237L236 220L233 218L234 217V215H236L235 217H238V215ZM45 214V215H44ZM79 214V215H78ZM100 214V215H99ZM111 214V215H110ZM118 214V215H117ZM126 214H128V215H126ZM135 214H136V217H135ZM185 214V215H184ZM189 214V215H188ZM216 214V215H215ZM229 215V217H228V215ZM117 215V216H116ZM122 215V216H121ZM130 215V217H128ZM139 215H141V217H138ZM160 215H163V216H160ZM183 215V216H182ZM195 215V216H194ZM198 215V216H197ZM224 215V216H223ZM233 215V216H232ZM42 216V217H41ZM62 218H61V217ZM77 216H78V218H77ZM85 216V217H84ZM89 216V217H88ZM107 216H108V218H110V221L111 222H113L112 220H114V221H116V222H113V224H112V232L111 231H109V232H107V229L105 230L106 231V233H104V231L102 232V230H101V232L99 233L98 232V227H100V223H98L97 222V220L96 219H101L100 221L101 222H103L102 221V219H104L105 221L108 219L107 218ZM111 216V217H110ZM119 216V217H118ZM125 216V217H124ZM132 216H133V218H132ZM166 216V217H165ZM176 216V217H175ZM187 216H189V217H187ZM232 216V217H231ZM250 216H253L252 218L250 217ZM104 217V218H103ZM112 217H114V218H112ZM124 217V218H123ZM146 219H145V218ZM163 217V218H162ZM169 217H171L170 219L171 220H169V222L168 221H166V220H168L169 219ZM215 217V218H214ZM33 218H35V220L37 219V221H35ZM107 218V219H106ZM128 218H130V219H128ZM136 218H137V220L139 221V223H138V221L136 220ZM140 218H141V220H140ZM162 218V219H161ZM167 218V219H166ZM202 218V219H201ZM231 218H232V220H231ZM249 218L251 219L250 221H249ZM34 220V221H32V220ZM39 219V220H38ZM44 219V220H43ZM56 219V220H55ZM85 219V220H84ZM117 219V220H116ZM165 219V220H164ZM212 219V220H211ZM213 219H215V220H213ZM48 220V221H47ZM60 220V221H59ZM78 220V221H77ZM84 220V221H83ZM120 220V221H119ZM127 222H126V221ZM130 220V221H129ZM133 220V221H132ZM192 222H191V221ZM219 220L220 221H222V223L221 222H219ZM234 220V221H233ZM52 221H55V222H52ZM86 221V222H85ZM92 221V222H91ZM174 221V223H172ZM187 223H186V222ZM215 221H217V222H215ZM228 223H227V222ZM232 221V222H231ZM27 222V223H26ZM35 222H36V224H35ZM38 222H40V223H38ZM41 222H43V225L41 224ZM76 222V223H75ZM121 222V223H120ZM125 224H124V223ZM133 222H135L136 224H134ZM146 222V223H145ZM180 222V223H179ZM204 222H206V223H210V224H206V225H203L204 224ZM212 222V223H211ZM213 222H215V225L216 224H218V223H220L219 225H220V229L221 230H219V227H218V229H216L217 228V226H219V225H216V228H215V225L213 224ZM239 222V223H238ZM254 224V226L251 224ZM256 223V225H255V223ZM31 223H32V226H31ZM104 223V222H103ZM116 223V224H115ZM168 223H169V225H168ZM184 225H183V224ZM194 223H196V225H193ZM200 223V224H199ZM235 223V224H234ZM242 223V224H241ZM24 224H27V225H24ZM48 224V225H47ZM53 224V225H52ZM87 224V225H86ZM90 224V225H89ZM122 224V225H121ZM143 226H142V225ZM146 226H145V225ZM190 224V225H189ZM213 224V225H212ZM221 224H223L224 226H226V225H228L227 226V228L228 229H226V227H225V229L223 228L222 229V227H224V226H222ZM232 224H234V225H239V228H237V226H236V228H235V231L233 230L234 229V227L235 226H233ZM35 226V228H34V226ZM85 225V226H84ZM97 225V226H96ZM137 225V226H136ZM138 225H139V227H138ZM190 227H189V226ZM211 225L212 226H214V228L213 227H211ZM242 225V227H243V225L245 226V225H247V227H250V231H249V234L247 235L248 237L250 236V238L252 237L253 239H251L250 241H251V243L249 242V239H248V237H246V239H244V237H243V235H244V233L241 231L242 229H244V227L243 228H240V226ZM31 226V227H30ZM38 226V227H37ZM119 226H121L122 227V229L119 227ZM126 226V227H125ZM134 226V227H133ZM136 226V227H135ZM142 227V229H141V227ZM171 228H170V227ZM174 226V227H173ZM194 226H196V227H194ZM204 226H205V228L207 229V230H209V231H207L205 228H204ZM210 226V227H209ZM256 226V227H255ZM36 227H37V229H41V230H39V231H37V229H36ZM93 227V228H92ZM94 227H95V229H94ZM115 227V228H114ZM139 229H138V228ZM146 227V229H144ZM147 227H149L150 229H147ZM161 227V228H160ZM167 227V228H166ZM169 227V228H168ZM204 228V230H206L207 231V234H208V236L205 234L206 233V231H203V228ZM209 229H208V228ZM252 227H255V228H252ZM33 228V229H32ZM48 228V229H47ZM125 228V229H124ZM129 229V230H127V229ZM183 228V229H182ZM195 228V229H194ZM213 228V229H212ZM32 229V230H31ZM35 229V230H34ZM116 229V230H115ZM118 229H120V230H118ZM124 229V230H123ZM152 229V231L154 232L153 234H155V236L157 237V235H158V238H155V236H153V234H150L151 232L150 231H148V230H151ZM154 229V230H153ZM166 229H168V231H166ZM171 229L173 230L172 232H171ZM212 229V230H211ZM214 229H216V231L214 230ZM236 229H237V232H236ZM240 229V230H239ZM249 229V228H248ZM252 229V230H251ZM255 229V230H254ZM144 230H146L148 233L146 234V233H144ZM185 230V231H184ZM193 230H194V232H193ZM218 230V231H217ZM225 230H230V232L231 233H229L228 232V234H227V231H226V233H225ZM246 230V229H245ZM254 230V231H253ZM117 231V232H116ZM128 231H130V233H126V232H128ZM143 233H142V232ZM145 231V232H146ZM175 231V232H174ZM213 231H214V234H217L218 236H214V234H213V236L211 235L212 233H213ZM224 231V232H223ZM238 231H241L242 233H240L239 234V232ZM251 231H253L254 232V234L251 232ZM40 232V233H39ZM42 232V233H41ZM44 232V233H43ZM92 232V233H91ZM125 234H124V233ZM136 232H137V234H136ZM139 232V233H138ZM168 232V233H167ZM173 232H174V234H173ZM178 232V233H177ZM187 234V236H186V234ZM204 232V233H203ZM212 232V233H211ZM224 233L223 235H221V234H218V233ZM251 232V233H250ZM46 233V234H45ZM123 233V234H122ZM159 233V234H158ZM176 233V234H175ZM182 233H183V236H181L182 235ZM197 233H199V235H197ZM211 233V234H210ZM234 233H236V234H234ZM238 233V234H237ZM34 234V235H33ZM37 234V235H36ZM42 234V235H41ZM104 234V235H103ZM142 234V235H141ZM149 234H150V237H149ZM173 234V235H172ZM202 234H204L203 236H204V239H203V237H202V239L200 238L201 237V235ZM225 234L227 235V236H225ZM231 234V235H230ZM235 236L236 235V237H238V238H236V239H233V238H231V237H233V235ZM252 234V235H251ZM31 235H33V236H31ZM53 235V236H52ZM103 235V236H102ZM128 235H130V236H128ZM132 235H134V237L135 238H133V236ZM139 235V236H138ZM145 235L147 236V238L145 237ZM171 236V237H169V236ZM174 235H176L177 237L178 236H180V237H183V240H185V241H183L181 238L179 239V237L177 238V239H179V240H177L176 239V236H174ZM229 235L231 236V237H229ZM39 236V237H38ZM43 236V237H42ZM106 237V239H104L105 237ZM128 236V237H127ZM131 236H132V238H131ZM207 236V237H206ZM210 236V238H208ZM212 236V237H211ZM220 236H223V237H221L220 238ZM239 236H241V237H239ZM36 237V238H35ZM47 237H48V239H47ZM109 239H108V238ZM113 237V240L111 239ZM117 237V238H116ZM131 238V240H132V242L133 243H131V240H130V238ZM169 237V238H168ZM173 237V238H172ZM213 237H215L214 239H213ZM218 237V238H217ZM228 239H227V238ZM243 237V238H242ZM35 240H34V239ZM50 238H52V239H50ZM150 238L152 239H154V241H153V239L150 241ZM162 238V239H161ZM186 238V239H185ZM193 238V239H192ZM197 238H200V239H197ZM206 238H208L207 240H206ZM224 238H226L225 240H228L229 241V238L230 239H233V241H234V243H237V244H235V245H233L234 243H233V241L231 240L230 242H224V240L223 241H221L220 239H224ZM235 238V237H234ZM101 239V240H100ZM103 239V240H102ZM111 239V240H110ZM116 241H115V240ZM123 239V240H122ZM156 239V240H155ZM160 239V240H159ZM167 239V240H166ZM175 239V240H174ZM190 239H191V241H190ZM194 239H196V240H194ZM210 239V240H209ZM216 239H217V241H216ZM240 239H242V240H244V245L246 244V246L247 247H249V249L248 248H245L244 249V246H243V244H242V242L240 241L239 242V240ZM248 239V242H245L246 240ZM42 240V241H41ZM47 241V242H45V241ZM164 240V241H163ZM194 242H193V241ZM202 240H206L207 242H201ZM256 240V241H255ZM114 241H115V243H114ZM117 241H118V243H117ZM125 241H127V243L125 242ZM144 241H146V244L144 243ZM153 241V242H152ZM155 241H156V244H157V242H159L157 245H155V244H153V243H155ZM160 241H162V242H160ZM166 241V242H165ZM177 241H179V242H177ZM183 241V242H182ZM211 241H213V242H215L216 244H213L212 245V243H211ZM221 241V242H220ZM56 242V243H55ZM121 242H123V244L121 243ZM187 242V243H186ZM200 242V243H199ZM222 243V244H220V243ZM47 243H48V245H47ZM50 243V244H49ZM66 243V244H65ZM149 243V244H148ZM164 243V244H163ZM182 243H183V245H182ZM192 243V244H191ZM204 243V244H203ZM206 243H209V245L208 244H206ZM226 243V244H225ZM232 245H231V244ZM240 243H241V245L242 246H240ZM43 244H44V246H43ZM46 244V245H45ZM89 244V245H88ZM110 244V245H109ZM122 244V245H121ZM132 244V245H131ZM144 244V245H143ZM167 244V245H166ZM188 244H190V245H188ZM202 244V245H201ZM219 244V245H218ZM226 246H225V245ZM249 244H251V245H249ZM257 244V247L259 248H261V249H263L262 250V252H261V254L260 253H258V252H260L261 250L260 249H257V247H255V245ZM34 245V246H33ZM93 245V246H92ZM127 245V246H126ZM131 245V246H130ZM159 245V246H158ZM199 245H201V246H199ZM204 245H206V246H204ZM227 245H229V246H227ZM121 246V247H120ZM133 246V247H132ZM148 246H149V248H148ZM161 246L163 247V249H164V251H166V249H167V247H168V251L167 252H171L172 251V249L174 250V248L176 249L175 251H173V252H171V253H167V252H164V251H162L163 249H161ZM173 246V247H172ZM190 248H188V247ZM194 246H196V247H198L199 246V250H197V248L196 247H194ZM213 248H212V247ZM234 246V247H233ZM235 246H238L237 247V249H236V247ZM245 246V247H246ZM253 246V247H252ZM37 247V248H36ZM42 247V248H41ZM64 247V248H63ZM110 247V248H109ZM112 247V248H111ZM126 247V248H125ZM129 247V248H128ZM133 248L134 250H130V248ZM159 247H160V249H159ZM192 247V248H191ZM203 247V248H202ZM225 247H227V249L225 248ZM240 247H241V249H240ZM44 248V249H43ZM45 248H47V249H49L48 251H50V252H48L47 251V249L45 250ZM131 248V249H132ZM149 250H148V249ZM152 248H154V249H152ZM156 248H158V249H156ZM209 248V249H208ZM217 248H219L218 250H220V251H218L217 252ZM232 248V249H231ZM251 248V249H250ZM254 248L256 249V250H258V252L257 251H255L254 250ZM62 249V250H61ZM64 249V250H63ZM110 249V250H109ZM113 249V250H112ZM193 249H195V251H196V253H198V255L195 253V251H193ZM202 249V250H201ZM215 251H213V250ZM222 249V250H221ZM230 249V250H229ZM125 250V251H124ZM136 250V251H135ZM139 250V251H138ZM153 250V251H152ZM160 250V251H159ZM203 250H207V251H209V252H207V251H205V252H207V253H203ZM240 251V252H243V251ZM260 250V251H259ZM45 251V252H44ZM48 253H47V252ZM99 251V252H98ZM145 251V252H144ZM147 251H148V253H150L149 254V256H148V253H147ZM151 251V252H150ZM155 251H157L156 252V254H154L153 255V253H155ZM192 251V253H190ZM224 251H225V253H224ZM231 251V252H230ZM81 252H83V253H81ZM84 252H85V254H84ZM165 253V255H164V253ZM35 253V254H34ZM46 253V254H45ZM50 253V254H49ZM144 253V254H143ZM157 253H159V255L157 254ZM202 253V254H201ZM210 253V254H209ZM211 253H215V255H213V254H211ZM236 253V254H235ZM44 256H43V255ZM80 254V255H79ZM85 256H84V255ZM110 254V255H109ZM114 254V255H113ZM140 254V255H139ZM190 254H193V255H190ZM231 254H234V255H230ZM48 255V256H47ZM83 255V256H82ZM205 255H206V257H205ZM222 255H224V257L222 256ZM263 255V258L261 257ZM41 256V257H40ZM80 256V258H78ZM82 256V257H81ZM88 256V257H87ZM115 256V257H114ZM139 258H138V257ZM151 256H153V258H151ZM166 256V257H165ZM175 257L177 260H175L173 257ZM222 256V257H221ZM238 256V257H237ZM51 257L53 258V259H51ZM56 257H57V259H56ZM74 259H73V258ZM83 257L85 258V261L84 260H82L83 259ZM103 257H105V258H103ZM141 257H143V258H141ZM161 257V258H160ZM227 257V258H226ZM237 257V258H236ZM253 257V258H252ZM44 258H46V259H44ZM48 258H50L49 259V261H47L48 260ZM58 258H61V259H58ZM91 258V259H90ZM155 258V259H154ZM170 259V261L168 260V259ZM171 258H173L172 260H171ZM206 260H205V259ZM219 258V259H218ZM229 258H231V259H229ZM239 258V259H238ZM262 258V260H259V259H261ZM69 259V260H68ZM76 259V260H75ZM88 259V260H87ZM143 259V260H142ZM220 259H223V261L222 260H220ZM237 260V261H235V260ZM257 259V260H256ZM53 260V261H52ZM58 260L59 261H61V260H64L62 263L60 262H58ZM66 260V261H65ZM68 260V261H67ZM75 260V261H74ZM81 260V261H80ZM91 260V261H90ZM162 260V261H161ZM167 262H166V261ZM181 260H182V262H181ZM184 260V261H183ZM185 260H187V261H185ZM225 260V261H224ZM229 261V262H227V261ZM238 260H239V262H238ZM39 261V262H38ZM42 261V262H41ZM72 261V262H71ZM78 261H79V263H78ZM83 261H84V263H83ZM90 261V262H89ZM139 261V262H138ZM141 261V262H140ZM164 261V262H163ZM191 261V262H190ZM193 261V262H192ZM199 263H198V262ZM234 263H233V262ZM249 261V264H251V262ZM260 261V262H259ZM38 262V263H37ZM65 262V263H64ZM69 262V263H68ZM166 262V263H165ZM207 262V263H206ZM209 262V263H208ZM231 262V263H230ZM237 262V263H236ZM247 262H246V264H247ZM263 263H264V261H263Z\"/></svg>",
	"mask_w": 264,
	"mask_h": 264
},
{
	"label": "bare ground",
	"instance_id": "6f19581e",
	"mask_svg": "<svg viewBox=\"0 0 264 264\" xmlns=\"http://www.w3.org/2000/svg\"><path fill=\"white\" fill-rule=\"evenodd\" d=\"M203 2V1H205L203 4H204V6H205V4L206 5H208V6H210V9H205L204 11H201V8H203V7H200L199 9H200V11H197L196 10V8L198 7H195V8H193V9H195L196 11H197V13H199V15H201V18H202V23H200V25H201V27H202V29L204 30H202L203 31V34L204 33H206V35H207V37H208V39H207V37H206V39H207V41H203L202 40V42H203V45L204 44H206L205 42H207L208 44H206V45H208L207 47H202V48H207V59L204 57V55H203V57H204V59H206L205 61L206 62H208L207 64L210 66V70H211V72H212V74H213V76H214V79H215V77L216 78H218L219 79V82L220 83H218V84H220L221 85V91H223V97H220L221 99L219 100V101H217V102H215L214 103V105L217 103V106L215 107L217 110L215 111V110H213V114H214V112H216V115H217V113L219 114V116H218V118H220V116L222 117V119L224 120V121H222V122H224L225 123V125H224V123H223V125H222V123H220V121H218L221 125H222V127L224 126H226L225 128H226V130H227V132H228V135H226V136H229V138L231 139V143H229L228 141L227 142H225V145H226V143H229V144H231V145H229V147L232 149V152H231V156H232V158L231 157H229L230 159H232V162H233V165H231V166H233L234 167V169H235V171H236V173H237V175H238V177H237V180H239V189H240V187H241V189H243V190H239L238 189V186H237V189H238V191H242L241 193H244L245 195H242V196H246L247 198H248V200H249V203L250 204H252L253 206H254V208H248L249 206H250V204H248V201H247V204L249 205L247 208L248 209H250V210H253V209H255V210H253V211H255V215H253L254 216V218L253 219H256V220H258L257 222L259 223V227H258V229L257 230H259V235H258V233L256 234L257 235V238L256 239H258V241H256L255 243H258V245L261 247V248H263L264 249V76H261V75H259V73L261 72V71H264V34H262V35H259L258 36V33H259V30L261 29V28H264V4H261V2H260V0H239V5H237V6H239V7H241V9H239V10H236V4L238 3H234V9H231V8H229L228 9V13H229V15L231 16V18H230V23L228 24V27H226V22H225V12H226V8L228 7V5H229V0H173V4L172 5H170V6H168V5H166V0H0V15H1V17H2V19H3V21H6V23H8L9 25H10V28H7V29H12L11 27H13V29H12V31L13 30H16L19 34L18 35H20V34H22L24 37H26V39H27V44L26 45H28V44H36V45H38V48L40 49V48H42V46H44V47H46V45L47 46H50L51 47V50L52 49H54V51L52 52V54L55 52L56 53V55H57V57H55V55H54V58L56 59V58H59V62L60 61H64V63L67 61V63H69L68 62V60H69V58H71V56H73L74 54H78V56L80 55V56H82V55H85V53H89L90 55H98L99 54V56L102 54L103 56L105 55V54H107V53H112V55H115V56H117L118 55V57L120 56L121 58H119V59H121V61L119 62V64H118V66H117V70L116 71H118L119 73H121L123 76H124V78L126 77V78H132V76H137L138 74H139V76H142L141 74L142 73H140L139 71L141 70V71H143L142 69H141V67H140V70H139V68H138V70H135L133 67H132V57L133 58H135L136 57V53H135V50H138V52H139V50L140 49H136L137 48V46L139 47V48H141V47H143L142 49V51H144V49L147 47V45L146 44H148V43H145L144 41H147V42H149V44L150 45H148L149 46V48H151L152 47V50H154V51H151L152 52V55L154 54V56H155V58L157 59V60H159V61H162L163 63H165V66H166V64L167 63H178L179 61V58H182V57H184V55H186L187 54V52H188V49H189V47L188 46H191V44H193V45H195V46H201L200 44L198 45V44H194V42L193 43H189V44H186V43H184L185 42V39H183L182 37V35H180L179 33L180 32H182V29H181V31L179 30L180 29V26H179V29L178 28H176V25H177V23H178V21L180 20V17L182 16V15H186V13L188 12V10L190 9V7H192V6H194V4H198L199 2ZM250 1V2H249ZM197 2V3H196ZM249 3V5L248 4H245V3ZM251 3V4H250ZM200 4V3H199ZM198 4V5H199ZM203 4H202V6H203ZM200 6H201V4H200ZM231 7H232V5H231ZM206 8V7H205ZM187 9V11H185V10ZM193 9L191 10V11H193ZM246 10V11H245ZM183 11H185L186 13L185 14H183ZM194 12V11H193ZM189 13H191L190 11H189ZM240 13V14H239ZM192 14V13H191ZM189 14V15H186V16H188V18H187V21L188 22H190V24L192 23V24H194V22H196L197 21V19L194 17V14H196V13H194V14ZM111 15V19H109V16ZM191 15V16H190ZM249 15H252L253 17H254V20H253V23H252V25L251 26H249V27H245V25H247L248 24V16ZM185 18V17H184ZM199 20V19H198ZM2 21V22H3ZM181 21H184V20H182L181 19ZM186 21V20H185ZM257 21H258V23H257ZM1 22V19H0V40H1V42L3 43L4 42V44H6V46H7V48L10 50V51H12L13 53H17L18 52V50H19V48L22 46V45H24L25 46V44H23V42L21 43L20 42V40L21 39H23V40H26V39H24V37H22V38H20V40L19 39H17L16 37H14V35L15 34H13V35H11L8 31H7V29H5V28H3L4 27V25H6L5 23H2ZM187 22V23H188ZM180 23V22H179ZM178 23V24H179ZM2 24H4L3 26H2ZM186 24V23H185ZM185 24H183L184 25V27H188V26H186ZM9 25H7V26H9ZM195 25V24H194ZM191 27H192V25H190ZM196 26V25H195ZM231 26V27H230ZM234 28H233V27ZM183 27V26H182ZM181 27V28H182ZM196 28V27H195ZM177 29L180 31V32H177ZM184 30V29H183ZM187 29H185V31H186ZM11 31V32H12ZM198 31V30H197ZM195 32V31H194ZM190 33H191V31H190ZM183 34H186L185 32L183 33ZM188 34V33H187ZM192 34V33H191ZM195 34H197V33H195ZM195 34H193V35H195ZM199 34H201V33H199V31H198V35ZM17 35V34H16ZM17 35V36H18ZM193 35L192 36H189V37H193ZM182 36V37H181ZM185 36V35H184ZM195 36H197V35H195ZM194 36V37H195ZM186 37H188V35L186 36ZM185 37V38H186ZM188 37V39H190ZM140 38V39H139ZM142 39L144 40V41H142ZM188 39H186V40H188ZM194 38H192V40H190V42H192V41H194L193 40ZM198 39H201L200 37L199 38H197V43H198ZM205 39V40H206ZM141 40V41H140ZM184 40V41H183ZM227 43H226V42ZM139 42L141 43H145V45L146 46H144V44H139ZM201 42V41H200ZM139 44V45H138ZM229 46H228V45ZM253 44H255V48H253L252 46H253ZM152 45V46H151ZM202 45V46H203ZM1 46V45H0ZM29 46H31V45H29ZM226 47L227 49H231L230 50V52H231V54L230 55H226L227 56V58H228V63L226 62V59H225V57H224V55L222 54V49H223V47ZM2 47V46H1ZM38 48H36V49H34V50H36V51H38L37 49ZM47 48V47H46ZM45 48V49H46ZM148 48V47H147ZM146 48V49H147ZM148 48V49H149ZM191 48V47H190ZM25 49V48H24ZM24 49H23V51H24ZM33 48H31V50H32ZM48 49H49V47H48ZM194 49H196V47L194 48ZM199 49V48H198ZM2 50V52H4L3 51V49H1ZM28 50L29 49H26L25 51H27L28 52ZM31 50H29V52H31ZM184 50H186V51H184ZM202 50V49H201ZM200 50V51H201ZM33 51V50H32ZM147 50H145V52H146ZM184 51V52H183ZM189 51H190V49H189ZM200 51H197V53H199ZM1 52V53H2ZM6 52V51H5ZM4 52V53H5ZM22 52V51H21ZM44 52V51H43ZM46 52V51H45ZM144 52V56H145V54H147V53H145ZM149 52H150V49H149ZM148 52V53H149ZM151 52L149 53V54H151ZM186 52V53H185ZM33 53H35V51L33 52ZM41 53V52H40ZM135 53V54H134ZM143 53V52H142ZM189 53V52H188ZM201 53H203V52H201ZM204 53H206V51L204 52ZM203 53V54H204ZM31 54V53H30ZM47 55H49L50 53L48 52V53H46ZM45 54V55H46ZM82 54V55H81ZM6 55H8L7 54V52H6ZM16 55V54H15ZM35 55H36V53H35ZM51 55V54H50ZM49 55V56H50ZM76 55H74V56H76ZM100 56V58L102 59V57L103 56ZM132 55H135V56H132ZM151 55V56H152ZM198 55V54H197ZM5 56V55H4ZM9 56V55H8ZM7 56V57H8ZM40 56H43V54L42 55H40ZM39 56V57H40ZM51 56H53V55H51ZM73 56V57H74ZM87 56V55H86ZM85 56V57H86ZM99 56H98V58H99ZM105 56H110L109 54L108 55H105ZM104 56V58H106ZM132 56V57H131ZM142 56V55H141ZM147 56V55H146ZM145 56V57H146ZM206 56V55H205ZM3 57V56H2ZM1 57V58H2ZM16 57V56H15ZM19 57V56H18ZM25 57V56H24ZM27 57V56H26ZM25 57V58H26ZM46 57V56H45ZM77 57V56H76ZM82 57H84V56H82ZM81 57V58H82ZM97 57V56H96ZM96 57H94V58H96ZM113 58H114V56H112ZM145 57H144V59H145ZM196 57H198L197 59H199V55L198 56H196ZM9 58V57H8ZM8 58L6 59L7 61L5 62V60L3 61V62H5L6 63V65H5V71H4V69H2L1 71H0V75H5V72H6V74L7 73H9L10 74V76H8L7 78H6V81L13 87V88H17V90L19 89L17 86L19 85V86H21V85H23V84H25V85H23V87L24 88H26L27 87V85H29L30 87H32V86H34V81H33V79H29L28 77H27V75H24L23 73H21V72H19V71H27V70H20V67H19V71L16 69V66L14 67L12 64V62L13 61H9L8 60ZM30 58V57H29ZM32 58V57H31ZM30 58V59H31ZM48 59H53L54 60V58H49V57H47ZM75 58V57H74ZM89 58H93V57H89ZM110 58V57H109ZM187 58V57H186ZM189 58V57H188ZM194 58V57H193ZM192 58V59H193ZM24 59V58H23ZM80 59V58H79ZM107 59V58H106ZM112 59V58H111ZM119 59L117 60V59H115V60H117V61H119ZM143 59V60H144ZM34 60H36V59H34ZM34 60H31V62L33 61V63L34 62H36V61H34ZM51 60H50V62H51ZM52 60V61H53ZM75 60H76V58H75ZM88 59H86L85 61H87ZM94 60V59H93ZM104 60V59H103ZM108 60V59H107ZM110 60V59H109ZM143 60H141V61H143ZM147 60V59H146ZM181 60V59H180ZM1 61V59H0V64H2L3 62ZM9 61V63L7 64V62ZM18 61V60H17ZM26 61H29V59L28 60H26ZM72 61V60H71ZM102 61V60H101ZM110 61H113V60H110ZM155 61V60H154ZM178 61V62H177ZM205 61H200V62H205ZM2 62V63H1ZM21 62V61H20ZM30 62V61H29ZM28 62V63H29ZM45 62V61H44ZM99 62V61H98ZM105 62V61H104ZM116 62V61H115ZM195 62V61H194ZM193 62V63H194ZM23 63V62H22ZM39 63V62H38ZM38 63H36V64H38ZM48 63V62H47ZM58 63V62H57ZM66 63V64H67ZM78 63V60H76V64ZM79 63H81V62H79ZM102 63H103V61H102ZM148 63H151V62H147V64ZM159 63V62H158ZM189 63H191V62H189ZM201 63V64H202ZM75 64V65H76ZM83 65H85V63H82ZM82 64H80V65H82ZM138 64H140L139 63V61H138ZM160 64V63H159ZM195 64V63H194ZM30 65H31V63H30ZM69 65V64H68ZM71 65H72V63H71ZM70 65V66H71ZM82 65V66H83ZM87 65V64H86ZM143 65V64H142ZM149 65V64H148ZM156 65V64H155ZM161 65V64H160ZM170 65V64H169ZM173 65V64H172ZM175 65V64H174ZM187 65H188V63H187ZM191 65V67H192V65L193 64H190ZM197 65V64H196ZM203 65V67H204V64H202ZM35 66V65H34ZM38 66H40L41 67V65H38ZM48 66H50V65H48ZM52 66V65H51ZM198 66H199V64H198ZM59 67V66H58ZM85 67V66H84ZM115 66H113V68H114ZM158 67V66H157ZM185 67V66H184ZM187 67H189V65L187 66ZM191 67H189V68H191ZM199 67H201V66H199ZM207 67V65L204 67V69H202V67L201 68H197L196 70H200V71H202V70H205V68ZM46 69H47V72L48 73H51V71H48L50 68H47V67H45ZM54 68H57V66H54ZM63 68V67H62ZM82 68V67H81ZM98 68H100V67H98ZM97 68V69H98ZM107 68V67H106ZM150 68V67H149ZM154 68H156L155 66H154ZM209 68V67H208ZM58 69V68H57ZM76 69V68H75ZM114 69H116V68H114ZM114 69H112L113 71H114ZM186 69V68H185ZM188 69V68H187ZM192 69H194V68H192ZM192 69H189V71H190V73H188L187 71H181L180 69V72L179 73H173V74H169V77H168V79H169V82H168V84H169V86L172 88V89H174V93H176V96L177 97H179V98H182V100H183V98H187L188 97V86H187V84H189L188 83V81L185 79V77H186V75H187V79H190L189 78V74L191 75L190 77L192 78V77H197L198 75H199V73L196 75L195 73H197L198 71H196L195 70V73H194V71H192ZM7 70V71H6ZM50 70H52V69H50ZM54 70V69H53ZM79 70V69H78ZM110 70V69H109ZM146 70H148V69H145L144 71H146ZM153 71H155V74H156V76H157V74H161V71L160 70H162V69H160L158 72H157V70L155 69H152ZM165 70V69H164ZM182 70H183V68H182ZM207 70V69H206ZM210 70L208 69V74L207 75H209V72H210ZM69 71H71L70 69H69ZM74 71V70H73ZM93 71H95L94 69H92V72ZM98 71V70H97ZM112 71V72H113ZM168 72L169 73V71L168 70H165V72ZM29 72V71H28ZM31 72V71H30ZM61 72V71H60ZM87 72H88V70H87ZM148 72V71H147ZM147 72H146V75H147ZM171 72H173V69H171ZM174 72H176V71H174ZM204 71H202V73H203ZM65 73H66V71H65ZM68 73V72H67ZM72 74V72H69V74ZM94 73V72H93ZM92 73V74H93ZM101 73V72H100ZM116 73V72H115ZM114 73V74H115ZM150 73H152L151 71H150ZM192 73V74H191ZM205 73H207L206 71H205ZM30 74V73H29ZM52 74V73H51ZM145 74V73H144ZM194 74V75H193ZM212 74H210V75H212ZM73 75H76L75 73L73 74ZM97 75H99V76H97L98 77V80H99V78L101 79V75L99 74V71H98V74ZM110 75V74H109ZM120 75V74H119ZM148 75L151 77V75L148 73ZM148 75L146 76V78H149L148 77ZM153 75H154V73H153ZM152 75V76H153ZM162 75H163V73H162ZM165 75V74H164ZM193 75V76H192ZM202 75V77H200V78H203L204 77V73L203 74H200V76ZM207 75H205V77L207 76ZM44 76V75H43ZM42 76V77H43ZM78 76H80V75H78ZM95 75H93L92 76V80L93 81H95L94 80V77ZM103 76L104 77H107L108 76V74L107 75H104L103 74ZM145 76V75H144ZM155 75H154V77H156ZM166 76V75H165ZM164 76V77H165ZM33 77V76H32ZM32 77H30V78H32ZM54 79H55V77L54 76H52ZM57 77V76H56ZM96 77V78H97ZM103 77V78H104ZM109 77V76H108ZM143 77V76H142ZM159 77V76H158ZM164 77H160V78H164ZM43 78H45V76L43 77ZM88 78V77H87ZM102 78V79H103ZM153 78V77H152ZM213 78V77H212ZM211 78V80L213 81V79ZM46 79V78H45ZM90 79H91V77H90ZM141 79H144V78H141ZM155 79V78H154ZM199 79V78H198ZM1 80V79H0ZM8 80H10L11 82H9ZM47 80V79H46ZM46 80H44V82H43V84L44 83H46L47 84V82H45ZM91 80V81H92ZM163 80V79H162ZM161 80V81H162ZM165 80V79H164ZM194 80V79H193ZM203 80V79H202ZM201 79H200V81H202ZM4 81V80H3ZM35 81L37 82H35V84H38L39 82H41V81H37L36 79H35ZM136 81V80H135ZM155 81L156 82H158L156 79H155ZM160 80H159V82H161ZM200 81H198V82H200ZM212 81H210V82H212ZM6 82V83H7ZM124 82V81H123ZM147 82V81H146ZM164 82V81H163ZM5 83V82H4ZM5 83V85H7V86H9L8 84H6ZM42 83V82H41ZM40 83V84H41ZM60 83V82H59ZM89 83V82H88ZM87 83V84H88ZM90 83H92V82H90ZM21 84V85H20ZM27 84V85H26ZM61 84H64V83H62V81H61ZM114 84V83H113ZM115 84H117L118 85V83H115ZM114 84V85H115ZM135 84V83H134ZM164 84H167V83H165L164 82ZM167 84V85H168ZM197 84V83H196ZM195 84V86H197ZM201 84V83H200ZM205 84V83H204ZM217 84V85H218ZM54 85H57V84H54ZM66 85V84H65ZM79 85H81V84H79ZM79 85H77V86H79ZM97 85V84H96ZM161 85H163V84H161ZM202 85V84H201ZM209 85V84H208ZM211 85V84H210ZM209 85V86H210ZM38 86H40V85H37V87ZM42 86V85H41ZM38 87L39 89H38V91H39V93L40 94H42L43 92H41L40 90H41V88L42 87H44V86H42V87ZM49 86V85H48ZM70 86V85H69ZM69 86H65L66 88L67 87H69ZM82 86H84V85H82ZM87 86V85H86ZM112 86V85H111ZM111 86H108V88L107 89H110L109 87H111ZM192 86V85H191ZM194 86V85H193ZM203 86V85H202ZM206 85H204L203 87H205ZM219 86V85H218ZM217 86V87H218ZM10 87V86H9ZM11 87V88H12ZM36 87V85H35V88H37ZM65 87H63V88H60L59 87V89H65ZM88 87H89V85H88ZM118 87H120V86H118ZM158 87V86H157ZM24 88H22V89H24ZM57 88H58V86H57ZM56 88V89H57ZM75 88V87H74ZM73 88V89H74ZM112 88V87H111ZM114 88V87H113ZM125 88V87H124ZM124 88H120V89H123L124 90ZM136 88V87H135ZM135 88H133V89H135ZM146 88V87H145ZM160 88V87H159ZM192 88V87H191ZM207 88V87H206ZM215 88V87H214ZM1 90H2V88H0ZM32 88H30V90H31ZM43 89H45V88H43ZM47 89V88H46ZM49 89V88H48ZM51 89V88H50ZM70 89V88H69ZM68 89V90H69ZM118 89V88H117ZM132 88H130V89H128V88H125V90H126V92L128 93V92H130V91H132L133 90ZM139 89H140V87H139ZM143 89H144V87H143ZM163 89V88H162ZM166 89H167V87H166ZM165 89V90H166ZM170 89V88H169ZM168 89V90H169ZM25 90H27V89H25ZM25 90H23L22 92H25ZM28 91V92H31V91H33V89L31 90V91ZM36 90V89H35ZM51 90H53L54 91V88L53 89H51ZM71 90V89H70ZM74 90H76V89H74ZM74 90H71V91H68L67 93H72V91H74ZM96 90V89H95ZM142 90V89H141ZM146 89H144V91H145ZM193 90H195V89H193ZM216 90H218V89H216ZM220 90V89H219ZM13 91V90H12ZM19 91H21L20 89H19ZM26 91V92H27ZM50 90H46L45 92H47L46 94L48 95V92H49ZM82 91V90H81ZM107 91V90H106ZM105 91V92H106ZM114 91V90H113ZM137 91V90H136ZM167 91V90H166ZM202 91H203V89H202ZM206 91V90H205ZM215 91V90H214ZM213 91V92H214ZM221 91H219V92H221ZM3 92V91H2ZM8 92V91H7ZM7 92H5V94L7 93ZM15 92H17V91H15ZM22 92H20L21 94H22V96H25V97H28L27 95H23V93ZM58 92V91H57ZM61 93H62V91H60ZM64 92H65V90H64ZM79 92V91H78ZM77 92V94H81V93H78ZM94 92V91H93ZM117 92H119V91H117ZM138 92H140V91H138ZM142 92V94L143 93H145V92H143V91H141ZM156 92V91H155ZM191 92H192V90H191ZM38 93V92H37ZM37 93H36V96H35V92H34V96L35 97H37L38 95H37ZM50 93V92H49ZM55 93V92H54ZM84 93L85 92H83V94H81L80 95V97H83V95H84ZM136 93V92H135ZM134 93V94H135ZM150 93V92H149ZM148 93V94H149ZM209 93H211V92H209ZM208 93V94H209ZM11 94V93H10ZM30 94V93H29ZM32 94H33V92H32ZM32 94H30V95H32ZM51 94H52V97L55 99H53L52 100V98H51V96H50V94L48 95V96H50V98H49V101H48V103L49 102H52V103H55V105H56V103H57V105H59V104H64L65 105V103L63 102V100H61V103H60V100H59V98L56 96V98H58V99H56L54 96H53V93L51 92ZM73 94V93H72ZM93 93H91V95H92ZM107 94V93H106ZM104 95L103 96V99L107 96V95ZM116 94H118V93H116ZM133 94V95H134ZM139 94V93H138ZM147 94V93H146ZM12 95V94H11ZM15 95V94H14ZM29 95V96H30ZM61 95V94H60ZM111 94H109L108 93V96H110ZM113 95V94H112ZM120 95V94H119ZM122 95H124V94H122ZM126 95H128V94H126ZM133 95H131V97L133 96ZM137 95V94H136ZM145 95V94H144ZM143 95V96H144ZM150 95H151V93H150ZM150 95H149V97H150ZM156 95H158V94H156ZM165 94H163V96H164ZM207 95V94H206ZM215 95H216V92H215ZM243 95V96H242ZM33 96V97H34ZM46 96V95H45ZM62 96H63V94H62ZM61 96V97H62ZM64 96H66V95H64ZM63 96V97H64ZM70 96V95H69ZM69 96L66 98V99H69ZM74 97L75 96H77L76 94L75 95H73ZM102 96V95H101ZM128 96H130V95H128ZM160 96H162V94H159V97L157 96V98H159V99H161L162 97H160ZM214 96V95H213ZM212 96V97H213ZM32 97V98H33ZM71 97V96H70ZM90 97H92V96H90ZM112 96H110L109 98H111ZM114 97V96H113ZM117 97V96H116ZM120 97H121V95H120ZM127 97V96H126ZM134 97V96H133ZM137 97V96H136ZM141 97V96H140ZM153 97H154V94H153ZM165 97H168V94H166L165 95ZM165 97L163 98V99H161V100H164L165 99ZM170 97V96H169ZM169 97H168V99H169ZM210 97H211V95H210ZM215 97V96H214ZM3 98V97H2ZM38 98V97H37ZM36 98V99H37ZM43 97H41V99H42ZM84 98V97H83ZM83 98H81V99H83ZM89 98V97H88ZM99 98V97H98ZM98 98H97V101H98ZM101 98V97H100ZM118 98V97H117ZM125 98V97H124ZM145 98V97H144ZM171 98V97H170ZM204 98H206V96L204 97ZM217 98V97H216ZM39 99V98H38ZM43 99H48V98H43ZM61 99V98H60ZM73 100L75 99H77L76 97L75 98H72ZM72 99H69V100H71V104H73L72 102H74L75 103V100L73 101ZM80 98L79 99H77L78 101H80L81 100ZM122 99V98H121ZM128 99V98H127ZM136 98H134V100H135ZM145 99H147V97L145 98ZM154 99V98H153ZM168 99L166 98V100L168 101ZM207 99H209V98H207ZM211 99V101H212V98H210ZM209 99V100H210ZM215 99V98H214ZM57 100V102H54V101H56ZM76 100V103L77 104H79L78 103V101ZM90 100V99H89ZM91 100H92V98H91ZM90 100V101H91ZM105 100H106V98H105ZM110 100V99H109ZM108 99H107V101H108V103H110V101H109ZM126 100V99H125ZM124 100V101H125ZM130 99H128L127 100V102L129 101ZM137 100V99H136ZM140 99L138 98V101H139ZM143 100V99H142ZM158 100V99H157ZM157 100H155L156 102H154V101H151V103L153 104L151 107H154V105H155V108L157 109V111H158V113L159 114H164L165 113V115H167V112L170 110V111H173L172 109H170V107H173V106H170L169 107V109L165 112L164 110H165V108H167L169 105H163V103H165V100H164V102L163 103H160L161 102V100H159V101H157ZM186 100V99H185ZM201 100H203V99H201ZM208 100V101H209ZM30 101V100H29ZM32 101H34V100H32ZM87 101V100H86ZM100 101H101V99H100ZM103 101V100H102ZM137 101V103H139ZM141 101V100H140ZM145 101V100H144ZM148 101V100H147ZM170 101H172V100H170ZM169 101V102H170ZM45 102V101H44ZM58 102H59V104H58ZM67 102V101H66ZM82 102V103H81ZM80 102V104H79V106L80 107H76V108H73V110L75 111V110H78L79 111V109L80 110H82L81 109V107L83 106V107H87L88 106V104H87V106L85 105H82L83 104V102L84 101H81ZM114 102V101H113ZM120 102L121 101H119V99H118V103H119V105H120ZM133 102V101H132ZM143 102V101H142ZM198 102V101H197ZM199 102H200V100H199ZM1 103V102H0ZM5 103V102H4ZM35 103V102H34ZM33 103V104H34ZM87 103V102H86ZM88 103H90V102H88ZM98 103V102H97ZM104 104H105V102H103ZM111 103H112V100H111ZM110 103V104H111ZM144 103V102H143ZM143 103H141L142 104V109H143ZM151 103H149V101H148V104H151ZM157 103V104H156ZM170 103H173V102H170ZM203 103H204V101L202 102V105H203ZM212 103V102H211ZM2 104H3V102H2ZM1 104V105H2ZM8 104V103H7ZM7 104H5V105H7ZM13 104V103H12ZM36 104H39V103H36ZM66 104H70V102L68 103H66ZM107 104V103H106ZM115 104V103H114ZM121 104H122V102H121ZM126 104L127 103H125V105H121V107L122 106H126ZM128 104H129V102H128ZM130 104H132L131 102H130ZM210 104V103H209ZM10 105V104H9ZM8 105V106H9ZM14 105V104H13ZM12 105V106H13ZM24 105H27L26 103H24ZM32 105V104H31ZM40 105H42V104H40ZM54 105V104H53ZM55 105L53 106V107H55ZM73 105H75L76 106V104H73ZM98 105V104H97ZM101 105H102V103H101ZM116 105V104H115ZM115 105H113V106H115ZM135 105V108H137L138 106L136 105V104H134ZM194 105V104H193ZM198 105L200 106L201 105V102L200 103H198ZM205 105H208V104H204L203 105V107H205ZM11 106V105H10ZM20 106V105H19ZM22 106V105H21ZM28 106V105H27ZM35 106H37L38 107V105H35ZM34 105L32 106V107H35ZM44 106V105H43ZM51 106V105H50ZM49 106V107H50ZM70 106V105H69ZM93 106H95V105H92L91 107L92 108H96V107H93ZM118 106V105H117ZM132 107H133V105H131ZM146 106V105H145ZM144 106V107H145ZM196 106H197V104H196ZM29 107L30 106H28L27 107V110H29V112L27 111V110H24V109H21V110H24V111H26L27 112V114H28V116H30V117H32L31 115H30V113L35 109V108H33V109H29ZM40 107V106H39ZM36 108V109H41L42 107H40V108ZM53 107L51 106V108L53 109ZM61 107V106H60ZM64 107V106H63ZM65 107H66V105H65ZM71 107H72V105H71ZM82 107V108H83ZM89 107V106H88ZM88 107H87V109H86V111H85V113L87 112V110L89 111V109H88ZM98 107V106H97ZM103 107V106H102ZM116 107V106H115ZM149 107V106H148ZM150 107V109H152L153 110V108H151ZM165 107V108H164ZM201 107V106H200ZM203 107H202V110H203ZM207 108H206V110H207V112L209 111L210 113L212 112L210 109L211 108H208V106H206ZM210 107H212V104H211V106ZM4 107H2L1 109H3ZM6 108H7V106H6ZM17 108V107H16ZM22 108H23V106H22ZM26 108V107H25ZM45 109H46V106L44 107ZM43 108V109H44ZM67 109H68V106L66 107ZM105 108V107H104ZM111 108H112V106H111ZM111 108H109L108 110L110 111V112H112L110 109ZM114 108V107H113ZM113 108H112V110H113ZM126 108V107H125ZM146 108V107H145ZM144 108V109H145ZM191 108V107H190ZM199 108V107H198ZM0 109V110H1ZM5 109V108H4ZM3 109V110H4ZM19 109V108H18ZM44 109V110H45ZM56 109V108H55ZM55 109H53L52 111H54ZM99 109V108H98ZM129 109V108H128ZM141 109V110H142ZM155 109V110H156ZM173 109H175V106L173 107ZM196 109V107H194L193 108V110H195ZM209 109V110H208ZM7 111H8V108L6 109ZM39 110H37L38 112H39ZM57 110H60V109H56L55 110V115L57 114ZM102 110V109H101ZM116 110H118L119 111V108L118 109H115V113L117 112ZM130 111H132L131 110V108L129 109ZM128 110V111H129ZM146 110V109H145ZM175 110H177V109H175ZM186 111H187V109H185ZM185 110H184V112H185ZM16 111H17V109H16ZM31 111V112H30ZM34 111H36V110H34ZM45 111H47V110H45ZM51 111V115L53 114V112ZM69 111V110H68ZM67 111V112H68ZM93 111H95L96 112V110H93ZM109 111H108V113L107 114H109ZM128 111L126 112L127 114H128ZM129 111V112H130ZM146 111H148V108H147V110ZM154 111V110H153ZM157 111H156V113H157ZM178 111V110H177ZM177 111H175V112H172V115L174 116V113L176 114H178V115H181V111H182V109H181V111L179 112H177ZM6 112V111H5ZM4 112V113H5ZM10 112V111H9ZM22 113V116H24L23 115V111H21ZM38 112H37V114H38ZM44 111L42 110V112L41 113H43ZM50 112V111H49ZM48 112V113H49ZM60 112H61V110H60ZM105 112V111H104ZM120 112H122L121 111V109H120V111L119 112H117V113H119L118 115H120ZM150 113H152L151 111H149ZM164 112V113H163ZM183 112V111H182ZM190 113H192V109L189 111ZM189 112H187L189 115H190V113ZM197 112V111H196ZM203 112V111H202ZM201 112V113H202ZM207 112H203L202 114H200V115H205V113H207ZM208 112V113H209ZM1 113V112H0ZM35 113V112H34ZM48 113H46V114H48ZM70 113V112H69ZM76 115H80L81 113L80 112H78V114H77V111L76 112H74ZM84 113V112H83ZM82 113V114H83ZM103 113V112H102ZM126 113L123 115V117H124V119H126L127 118V121H129L128 120V118L129 117H125V115H126ZM139 113H141V114H139ZM138 114H139V117H140V115L142 116V112L140 111ZM180 113V114H179ZM21 114L19 115V116H21ZM40 114V113H39ZM45 114V113H44ZM43 114V117H44V120H46L45 119V117L47 116L46 114L44 115ZM63 114V113H62ZM62 114H59V115H62ZM71 114H73V113H71ZM75 114H73V115H75ZM90 114V113H89ZM95 114V113H94ZM138 114H137V116H138ZM184 114V113H183ZM187 114V115H188ZM197 114V113H196ZM3 115V114H2ZM32 115H34L36 118L37 117H40V118H38L37 120H39V119H42L43 117H41L42 116V114H40L39 116H36L35 114H32ZM91 115V114H90ZM103 115V114H102ZM110 115V114H109ZM145 115V114H144ZM150 115V114H149ZM149 115H148V117H149ZM158 115V114H157ZM171 114L169 115V117L168 118H170L171 120H170V122L171 123H173V120L172 119H175L176 117L174 116V118L172 117L171 118V116H172ZM194 115V114H193ZM193 115H191V117L193 116ZM198 115V114H197ZM203 115V116H204ZM10 116V115H9ZM16 116V115H15ZM63 116V117H62ZM61 116V118H64V116H65V114L64 115H62ZM68 116V118H69V115H67ZM67 116H65L66 118H67ZM92 116H94V115H92ZM114 116L115 115H110L109 116V121H108V127H109V129H110V131L111 130H116L117 128H116V124H117V120H119V119H116L115 120V118H114ZM151 116V115H150ZM183 116V115H182ZM184 116H185V114H184ZM183 116V117H184ZM202 116V117H203ZM215 116V115H214ZM214 116H210L211 117V119H212V117L215 119V117ZM6 117V116H5ZM10 117H12V115L10 116ZM26 117H27V115H26ZM34 117V118H35ZM48 117V116H47ZM51 117V116H50ZM52 117L54 118L55 116L54 115H52ZM83 117H84V114H83ZM82 117V118H83ZM86 117H88V116H86ZM95 117V116H94ZM107 117V116H106ZM105 117V118H106ZM157 118H158V120H157V122L159 123V120L160 119H162V116L161 115H159V116H156ZM165 117V116H164ZM180 116H177V118L175 119L177 122H178V118H179ZM183 117H180V119L181 118H183ZM190 117V118H191ZM196 117V116H195ZM201 117V118H202ZM210 117H207L208 119L210 118ZM17 118V117H16ZM28 118V117H27ZM58 118H60V117H57L56 118V120L55 121H57V122H55L54 121V123H56V126H57V124L59 125H61V124H63V123H60L59 121H60V119H59V121L57 120ZM67 118V119H68ZM77 118H78V116H77ZM76 118V119H77ZM81 118V119H82ZM102 118H103V116H102ZM102 118H100V119H102ZM119 118V117H118ZM143 118V117H142ZM142 118H141V120H142ZM147 118V116L145 115L144 116V124H142V122H140L141 124V127H140V125H139V127H137V128H141L142 129V125L143 126H145V127H147L146 125H148V123H150L151 121L153 122V120H155V118L154 119H151V121L150 122H148V123H146L147 121L146 120H148V119H146ZM168 118H164L165 120L167 119V120H169ZM7 119H8V116H7ZM9 119H12V118H9ZM29 119V118H28ZM31 119V118H30ZM70 119H72L71 118V116H70ZM69 119V120H70ZM86 119H88V118H86ZM92 119V117H90V119L88 120V121H90ZM96 120H98L97 118H95ZM99 119V120H100ZM150 119V118H149ZM179 119V120H180ZM186 119V118H185ZM185 119H182L184 122H186V120ZM197 119H198V117H197ZM203 119V118H202ZM202 119H200V116H199V120L200 121H202L203 122V120ZM206 119V118H205ZM204 119V120H205ZM221 119V118H220ZM4 120V119H3ZM17 120H18V118H17ZM21 121L20 122H25V123H27L26 121H22V119H20ZM24 120H26V119H24ZM33 120H35V119H31V122L33 121ZM63 120V119H62ZM66 120V119H65ZM68 120V121H69ZM96 120H91L92 122H88L87 124L88 125H92L91 123H93V122H95ZM102 120H104V119H102ZM163 120V119H162ZM161 120V121H162ZM166 120V121H167ZM195 121V124H197L196 125V127L198 126V125H200V123H196L197 122V120L196 119H194ZM28 121V120H27ZM41 121H43V120H41ZM48 121L49 122H51L52 120H50V119H48ZM71 121V120H70ZM72 121H73V119H72ZM71 121V122H72ZM84 121V120H83ZM136 121H138L139 122V120L137 119ZM199 121V122H200ZM205 121H207V119L205 120ZM205 121H204V123H205ZM3 122H5V120L3 121ZM8 122V121H7ZM6 122V123H7ZM11 121H9L8 123H10ZM30 122V120L28 121V123ZM48 122V123H49ZM71 122L69 123V122H66L65 121V123H67V124H69L70 125V130L68 129V131H70V133L68 132V131H66L68 134H66V136H67V139H65L67 142V144H68V146H70V150L73 152V155H71V156H73V157H71L70 156V162H71V164L73 163L74 164V166L75 167H72L71 166V172L73 171L74 173H76V171L74 170V168H78L77 169V172H79V173H83V176H81L82 177V180L81 181H77V183L79 182V184L78 185H80L81 184V186L83 185V188H81L80 190H82V191H84V192H82L83 193V198H82V200H79L80 202H81V206L80 207H82V209L84 210V214L87 216V215H90V214H93V213H91V211H94V210H92V209H95V210H97L98 212L100 211V210H102V209H106L107 208V205L105 204V200H104V198H103V193H105V186H107L108 187V185H106V184H108L109 182H107L106 183V177L104 178V176H103V174L105 175L106 174V170L103 172L102 171V169H101V159H103V157L101 158V153H100V151H99V147H97L96 146V143L94 142V138H93V136H92V134L89 132V131H86L85 129H83V127H80V126H82L81 124H80V122L79 123H77L78 121H76L73 125L71 124ZM85 122V121H84ZM121 122V121H120ZM155 122V121H154ZM177 122L175 123V127L174 128H176L177 127ZM180 123H181V121H179ZM178 122V123H179ZM184 122H182V123H184ZM191 122V121H190ZM193 122V121H192ZM209 122V121H208ZM12 124L14 123V124H19L18 123V121L16 122H11ZM24 123V124H25ZM34 123H35V121H34ZM36 123H40V124H42L40 121H38V122H36ZM35 123V124H36ZM47 123V122H46ZM97 123H98V121H97ZM96 123V124H97ZM146 123V124H145ZM156 123V122H155ZM154 123V124H155ZM167 123H169L168 121H167ZM179 123V124H180ZM188 123V122H187ZM210 123V122H209ZM208 123V124H209ZM212 123V122H211ZM219 123H217V124H219ZM11 124V125H12ZM13 124V126H15ZM17 124H16V126H17ZM21 124V123H20ZM19 124V125H20ZM23 124V123H22ZM21 124V125H22ZM33 124V123H32ZM34 124V125H35ZM94 124V123H93ZM106 124V123H105ZM120 124V123H119ZM153 124V125H154ZM160 124H164V122L162 123V122H160ZM159 124V125H160ZM179 124H178V126H179ZM185 124V126L187 127V125H186V123H184ZM194 123H193V126L195 125ZM207 124V127L210 125V127H209V129H208V132H209V130H211V128H212V126H211V124H209L208 125ZM213 124H215L216 125V122L214 123L213 122ZM220 124H219V126L218 125H216L217 127H214V125H213V129H216V128H218L217 130H219L221 127H220ZM2 125V124H1ZM45 125V124H44ZM49 125H50V123L47 125V127H49ZM55 125V124H54ZM59 125V126H60ZM69 125H67V128H68V126ZM101 125H103V124H101ZM159 125H158V127H159ZM169 125H170V123H169ZM202 123H201V126L200 127H202ZM7 126V125H6ZM29 128H30V125L28 124L27 125ZM26 126V128L28 129V130H32V129H29L28 127ZM36 126H38V124H36ZM34 127V126H31V127H33V131L32 132H36V129L35 128H37V127ZM51 126H52V123H51ZM50 126V127H51ZM121 126V125H120ZM136 126H138V125H136ZM161 126H163V125H161ZM160 126V127H161ZM167 125H164V127H166ZM184 126V125H183ZM184 126V127H185ZM189 126V125H188ZM192 126V125H191ZM204 126V125H203ZM205 126H206V124H205ZM24 127V126H23ZM40 127H42V125H40ZM39 126H38V132L40 131L39 129H41ZM46 127V128H47ZM50 127H49V129H50ZM93 127L94 128H97V127H95V125H93ZM108 127H107V129H108ZM128 127V126H127ZM158 127L157 126H154L150 131H148V132H146V133H142L143 135L141 136V137H139V136H134V137H136L135 138V143L133 144V145H135L134 147H133V150L131 151V149L129 150V149H125V151H131V152H129V155H127L126 154V156H128V158H129V165H130V167H132V169L133 170H135V172H136V174L138 175V176H140V179H139V177H138V179L140 180V183H141V185H142V187H144V188H146V190H147V192H152V196L154 197H158L157 195L158 194H160V192H161V189H162V185H161V182H162V180L164 179L165 180V177L160 181V180H157L156 178H155V176L156 175H158V173H159V171H160V169L161 168H165V167H167V164H168V162H170V161H167V164H165V161H164V159H168V158H170L171 159V157H170V155H169V153L171 152L172 153V151H170V150H177V149H173V148H171V147H174V146H171L170 147V145L169 144H167V143H169V142H165L164 143V138L162 139V133L163 132H160L159 131V129H158ZM163 127V131H164V135L165 134H168L166 131V129ZM182 127V126H181ZM185 127V128H186ZM206 127V128H207ZM9 128V127H8ZM14 129H15V127H13ZM25 128V127H24ZM23 128V129H24ZM44 129L43 130H45V132H46V129H45V127H43ZM52 129L50 130V132L51 131H53L54 129H53V126L51 127ZM56 128V127H55ZM58 128H63V126H61V127H58ZM89 128V127H88ZM92 128V127H91ZM102 128V127H101ZM100 128V129H101ZM129 128V127H128ZM144 128V127H143ZM167 128V127H166ZM170 128V127H169ZM173 128V127H172ZM172 128H171V130H172ZM173 128V130H175ZM178 129L180 128V127H177ZM193 128V127H192ZM205 128V127H204ZM225 128H223V131H222V129H221V131H222V133L223 132H226V130L224 131V129ZM1 129V128H0ZM6 129V128H5ZM11 129V128H10ZM13 129V130H14ZM18 129H20V128H18ZM22 128L20 129L21 131V133L23 132L22 130H23ZM64 129V128H63ZM93 129V128H92ZM105 128H103L102 130H104ZM120 129H122V128H120ZM132 129V128H131ZM133 129H134V127H133ZM136 129V128H135ZM134 129V130H135ZM139 130L140 132L143 130L144 131V129H142V130ZM181 129V128H180ZM197 129V131L200 129L199 127H197L196 128ZM196 129H195V127H194V131H193V133H195L196 132ZM202 129V128H201ZM8 130V129H7ZM59 130H61V129H59ZM95 130V129H94ZM160 130H162V129H160ZM170 130V131H171ZM191 130V129H190ZM203 130H205V129H203ZM5 131V130H4ZM30 131H27L26 130V132H29V133H27L28 135H30V136H32L31 134L32 133H30ZM42 131V130H41ZM40 131V132H41ZM47 131H48V129H47ZM91 131V130H90ZM97 131V130H96ZM105 132H107L108 130H104ZM103 131V132H104ZM120 131V130H119ZM127 131V130H126ZM125 131V134H127V133H129V132H126ZM136 131V130H135ZM201 131V130H200ZM200 131H198V132H200ZM220 130H219V132H221ZM12 132V131H11ZM57 133H58V131H56ZM56 132H54V135H56ZM64 132H65V130H64ZM102 132V133H103ZM104 132V133H105ZM109 132V131H108ZM107 132V133H108ZM116 132H118L117 130H116ZM123 132V131H122ZM132 131H130V133H131ZM137 132V131H136ZM166 132V133H165ZM172 132V131H171ZM174 132H176V130L174 131ZM179 132V131H178ZM184 132H185V129H184ZM183 132V133H184ZM212 132V131H211ZM217 132L218 131H216L215 133H216V136L215 137H217L218 135H217ZM4 133V132H3ZM3 133H1L0 132V134H3ZM10 133V132H9ZM24 133H25V130H24ZM93 133V132H92ZM98 133V132H97ZM96 133V134H97ZM103 133V134H104ZM111 133V135H112V138H114L115 137V140H113L114 142V144L117 142V136L115 135L114 136V133L112 134V131L110 132ZM197 133V132H196ZM203 133V132H202ZM213 133V132H212ZM212 133H211V135H212ZM215 133L212 135L213 137H214V135H215ZM222 133H218V134H222ZM17 134V133H16ZM16 134H14V136L16 135ZM35 134H37V132L35 133ZM59 134V133H58ZM57 134V135H58ZM62 134H63V132H62ZM62 134H61V136H62ZM64 134V135H65ZM102 134V135H103ZM118 134V133H117ZM119 134H120V132H119ZM138 134H140V133H138ZM173 134H175V133H173ZM178 134V136H179V134L180 135H183L182 134V131L180 130V132L179 133H176V135ZM189 134H190V132H189ZM203 134H205V136H207L206 134L207 133H203ZM224 134H226V133H224ZM224 134H223V136H224ZM19 135V134H18ZM33 135H34V133H33ZM49 135V137H51V139L49 138V139H47L48 137H46L45 136V134H43V135H39V140H40V137L41 136H43L44 138L46 137V139L47 140H51V142H48V144L47 143H43V142H38V143H40V144H42L43 143V145H49V143H52V140H53V137H54V135L52 136L51 134H48ZM109 136H110V134H108ZM137 135V134H136ZM190 135H192V134H190ZM195 135V134H194ZM198 135L200 136L201 134L200 133H198ZM198 135H196V137L198 138ZM208 135H209V133H208ZM5 136V135H4ZM8 136H10V135H8ZM11 136H13V135H11ZM14 136H13V138H14ZM104 136H106V135H104ZM108 136V137H109ZM120 137H121V135H119ZM118 136V138H120ZM124 136V135H123ZM165 136H168V135H165ZM171 136V135H170ZM178 136H177V138H178ZM188 136V135H187ZM202 136V135H201ZM204 135L202 136V137H205ZM220 136H222V135H220ZM223 136H222V138H223ZM226 136H225V138H226ZM37 137H38V135H37ZM37 137H35L36 139H38ZM129 137V136H128ZM172 137V136H171ZM192 137V136H191ZM196 137L194 136V137H192V139L193 138H195V140L193 139V141H196ZM212 137V139L214 140V138ZM0 138H1V136H0ZM17 138V137H16ZM26 137H24V139H25ZM31 138V137H30ZM64 138V137H63ZM98 138V137H97ZM105 138V137H104ZM199 138H201V137H199ZM207 138V140L209 141V139H208V137H206ZM221 138V137H220ZM224 138V139H225ZM15 139V138H14ZM13 139V140H14ZM20 139V138H19ZM19 139H17V140H19ZM22 139V138H21ZM23 139V140H24ZM29 139V138H28ZM43 139V138H42ZM59 139H61V142L63 141V139H62V137H59ZM99 139H101V137H99ZM107 138H105V140H106ZM108 139H110L111 140V138L109 137ZM130 139V138H129ZM162 139V140H161ZM165 139H167V138H165ZM172 138H170V139H168V140H171ZM182 139H184V138H182ZM188 139H189V137H188ZM218 139H219V137H218ZM2 140H3V138H2ZM33 140H35V139H33ZM118 140H122V139H118ZM204 140V139H203ZM203 140H201L200 139V141H202L203 143H205V141H207L206 139L203 141ZM223 140V139H222ZM221 140V141H222ZM25 141L26 140H24V143H25ZM36 141V140H35ZM40 141H42V140H40ZM44 142L46 141V140H43ZM112 141V140H111ZM129 141V140H128ZM133 141H134V138H133ZM199 141V140H198ZM198 141H196V142H198ZM225 141V140H224ZM27 142V141H26ZM30 142V141H29ZM59 141H55V144L56 143H58ZM98 142V141H97ZM103 142V141H102ZM120 142V141H119ZM162 142L164 143V146L162 147ZM171 142V141H170ZM195 142V143H196ZM201 142V143H202ZM216 142H217V139H216ZM216 142H213V143H216ZM16 143V142H15ZM21 143H23L22 141L20 142V144ZM37 143V145H40V144H38ZM107 143V142H106ZM112 143V142H111ZM112 143V144H113ZM122 143V142H121ZM132 143V142H131ZM199 144V147L200 146H202V144ZM209 143V142H208ZM212 143V142H211ZM218 143V142H217ZM216 143V144H217ZM221 143H223V141L221 142ZM1 144V143H0ZM3 144V143H2ZM8 144V143H7ZM6 144V145H7ZM13 144V143H12ZM102 143L100 142V146L102 147L103 145H101ZM117 145L119 144V143H116ZM123 144V143H122ZM127 144V143H126ZM198 144H196V145H198ZM4 145V148H5V144H3ZM11 145V144H10ZM26 144H24V146H25ZM34 145V144H33ZM46 145V146H47ZM62 145H64L65 146V144H62ZM131 145V144H130ZM165 145H166V147L168 148V147H170V149H166V150H168V152L167 151H165V152H167L166 153V155H168L169 157L168 158H166L162 153H163V148L165 147ZM169 145V146H168ZM174 145H175V143H174ZM182 145H183V143H182ZM193 145H195L194 143H193ZM192 145V146H193ZM195 145V147H197ZM204 145V144H203ZM210 145V144H209ZM12 146V145H11ZM22 146V145H21ZM45 146V147H46ZM51 146V145H50ZM50 146H49V148H50ZM52 146H54V144L52 145ZM56 146V145H55ZM67 146V145H66ZM99 146V145H98ZM110 146H112V145H110ZM215 146V145H214ZM218 147L220 146L221 148H222V144H220V145H217ZM2 147V146H1ZM9 148H12V147H10V146H8ZM20 147V146H19ZM35 147V146H34ZM37 147V146H36ZM35 147V148H36ZM44 147V148H45ZM58 147H60V146H58ZM100 147V148H101ZM108 147V146H107ZM113 147H114V145H113ZM115 147H116V145H115ZM130 147V146H129ZM189 147V146H188ZM187 147V148H188ZM194 147V146H193ZM194 147V149H196ZM225 147H227V145L225 146ZM225 147H224V149H225ZM228 147V148H229ZM3 148V147H2ZM2 148H0V264H31V262H30V260H29V258H30V255H29V247L31 246L32 247V245H30L31 244V242H32V240H31V238L26 234V229L24 228V226H23V224L22 223H24V220H27L29 217H30V214L28 213L29 211L27 210V208L30 206V204H29V200H32L31 199V197L32 196H34V194L31 196V192H35V191H37V190H39V189H37V190H34V189H36L37 187H35V184H33L30 180H28V179H26L25 177H23L22 175H20L19 173H20V171H21V169L23 168H21V166L19 165V167H20V171H18V172H15V171H17L16 169H15V171L14 170H11L12 169V167L9 165V162H8V164H7V158H8V154H4L3 153V150H2ZM8 148V150H10L11 151V153H13V149L11 150V149H9ZM20 148H22V147H20ZM20 148H19V150H20ZM34 148V149H35ZM52 148V147H51ZM56 148V147H55ZM60 148H62V147H60ZM64 148H66V147H63L61 150H63ZM102 148H105V146L104 147H102ZM101 148V149H102ZM117 148H118V146H117ZM116 148V149H117ZM186 148V149H187ZM190 148V147H189ZM192 148V147H191ZM187 149V150H184V151H188L189 152V150H192V149ZM201 148V147H200ZM203 148H205V147H203L202 146V149ZM215 148H216V146L214 147V148H209V150H207V151H209V152H213V149L215 150ZM7 149V148H6ZM24 149H27V148H24ZM23 148H22V150H24ZM38 149V148H37ZM41 149V148H40ZM46 149H48V148H46ZM52 149H54V148H52ZM51 149V150H52ZM100 149V150H101ZM110 149H111V147H110ZM120 149H122V148H120L119 147V149H117V151L119 152L120 151ZM165 149V148H164ZM185 149V148H184ZM197 149H199V148H197ZM210 149H211V151H210ZM217 150H219L218 148H216ZM223 149V148H222ZM222 149H221V151L219 150V152H222ZM227 149V148H226ZM225 149V150H226ZM16 150V149H15ZM36 150V149H35ZM45 150V149H44ZM43 150V151H44ZM50 150V151H51ZM57 150V153H58V149H56ZM66 150H67V148H66ZM112 150V149H111ZM162 150V151H161ZM217 150H216V152H217ZM4 151H6L7 152V150H4ZM10 151H8V152H10ZM26 151H28V152H30L29 150H26ZM37 151H40V150H37ZM36 151V152H37ZM64 151V150H63ZM69 151V150H68ZM113 151V150H112ZM125 151H123V152H125ZM170 151V152H169ZM178 151V150H177ZM180 152L182 151V153L184 154V155H188L189 153H186V152H184L183 150H179ZM193 151V150H192ZM197 151H199V150H197ZM200 151H202V150H200ZM206 151V150H205ZM22 151H20V153H21ZM49 151H46V153H48ZM54 152H56V151H54ZM70 152V151H69ZM103 152H105V150L103 151L102 150V153ZM204 152V151H203ZM215 152V153H216ZM229 152V151H228ZM15 153H16V151H15ZM18 153H19V151L17 152V156H20V155H18ZM45 153V152H44ZM52 153H53V151H52ZM61 153V152H60ZM66 152L64 151L63 152V154H65ZM107 153V152H106ZM109 153V152H108ZM170 153V154H171ZM194 154H199V152L197 153H195V151L193 152ZM225 153H227V152H225ZM224 153V154H225ZM230 153V152H229ZM4 154V155H3ZM22 154V153H21ZM27 154V153H26ZM35 155L36 154H38V153H34ZM42 154H43V152H42ZM41 154V155H42ZM59 154V153H58ZM57 154V156L58 157H60V156H62V154L61 155H58ZM121 154H123V153H121ZM181 154V153H180ZM205 155H206V152L204 153ZM210 154L211 153H209L208 154V156H210ZM41 155H37V156H40L41 157ZM44 155V154H43ZM42 155V156H43ZM50 155V154H49ZM49 155H47V156H49ZM55 155V154H54ZM66 155V154H65ZM67 155H69V154H67ZM111 155V154H110ZM190 155V154H189ZM215 155V154H214ZM214 155H212V157L214 158L215 156ZM219 155H221V153L219 154ZM226 155V154H225ZM16 156V155H15ZM15 156H14V159H15ZM22 156V155H21ZM26 156V155H25ZM24 156V157H25ZM32 155H30V153H28V158L29 157H31ZM46 156V155H45ZM107 156V155H106ZM172 157L173 156H175V154H173L172 153V155H171ZM179 156V155H178ZM191 157H192V155H190ZM189 156V157H190ZM198 156H200V154L198 155ZM207 156V157H208ZM24 157L22 156L21 158H23L24 159ZM35 157V156H34ZM50 157H52V156H50ZM177 156H175V158H176ZM189 157H187L188 158V160L189 159H191V158H189ZM197 157V155H195V158ZM202 157H203V154L200 156V158L202 159ZM211 157V156H210ZM211 157V158H212ZM224 157V156H223ZM226 157H228V156H226ZM11 158V157H10ZM17 158V157H16ZM43 158H45V157H43ZM69 158V157H68ZM77 158V159H76ZM106 158V157H105ZM104 158V159H105ZM119 158H120V156H119ZM179 158H180V156H179ZM193 158H194V155H193ZM222 158V157H221ZM12 159V158H11ZM13 159V160H14ZM19 160H21L20 158H18ZM23 159H22V161H23ZM29 159H31V158H29ZM28 159V160H29ZM34 159V158H33ZM46 159H49V157L48 158H46ZM45 159V160H46ZM58 159V158H57ZM61 159H63V157H61ZM60 159V160H61ZM79 159V160H78ZM107 159H109V156H107ZM110 159H111V157H110ZM173 159H174V157H173ZM183 159V158H182ZM217 159H219V157H217L216 158V160ZM19 160H17L19 163H21ZM41 160V159H40ZM44 160V161H45ZM55 160V159H54ZM175 160L176 159H174L173 161L175 162ZM194 160H196V161H198V158L197 159H194ZM206 159H204V160H202L203 162L205 161ZM227 160V159H226ZM31 161V160H30ZM49 160H47V162H48ZM53 161V160H52ZM56 161V160H55ZM58 161H59V159H58ZM111 161H115L114 159H111ZM181 161V160H180ZM192 162H193V160H191ZM199 161H200V159H199ZM221 161V160H220ZM225 161V160H224ZM25 162H26V160H25ZM32 162V161H31ZM37 162V161H36ZM46 162V163H47ZM49 162H51V161H49ZM54 162V161H53ZM64 162V161H63ZM69 162V163H70ZM105 161H103L102 163H104ZM112 162V163H113ZM116 162H118L117 160H116ZM124 162V161H123ZM182 162H183V160H182ZM202 162V163H203ZM206 163H208L209 162V160L208 161H205ZM215 162V161H214ZM27 163H28V161H27ZM45 163V162H44ZM108 163L109 162H107V163H105L107 166H108ZM172 163V162H171ZM185 163V162H184ZM222 163V162H221ZM228 163V162H227ZM227 163H226V165H227ZM229 163H230V160H229ZM17 164V163H16ZM48 164V163H47ZM53 164V163H52ZM68 164V163H67ZM104 164V165H105ZM111 164V163H110ZM109 164V165H110ZM113 164H116V163H113ZM113 164H111V165H113ZM118 164V166L120 165L119 164V162L117 163ZM190 163H188V165H189ZM195 164V163H194ZM193 163H192V165H194ZM217 164V163H216ZM219 164V163H218ZM222 164H224L225 165V163H222ZM34 165V164H33ZM38 165H42V164H38ZM54 165V164H53ZM176 165V164H175ZM201 165V164H200ZM213 165V164H212ZM212 165H211V161H210V164H208V166H210V168L207 166L206 168H208L209 170L211 169V167H212ZM24 166V165H23ZM28 166V165H27ZM47 165H45V167H46ZM68 166H70V165H68ZM114 166V165H113ZM116 167V166H114L115 167V169L116 170H118V168H120V167ZM122 167H121V169H125V165L123 166V163H122V165H121ZM177 166V165H176ZM184 166H186V165H184ZM195 166V165H194ZM219 167H220V164L218 165ZM217 165H215V168H217L218 167ZM9 167H11V169H9ZM19 167L17 168V169H19ZM52 167V166H51ZM62 167V166H61ZM114 167H109V168H114ZM124 167V168H123ZM171 167H173V165H171ZM190 167V166H189ZM201 167V166H200ZM224 167V166H223ZM16 168V167H15ZM30 168V167H29ZM35 168V167H34ZM44 168V167H43ZM48 168H50V167H48ZM70 168V167H69ZM170 168V167H169ZM168 168V170L171 172V169H169ZM182 168V167H181ZM193 168V167H192ZM227 168H228V166H227ZM14 169V168H13ZM32 169H33V167H32ZM39 169V167L36 169V171H39L38 170ZM40 169H41V167H40ZM47 169V168H46ZM50 169H52V168H50ZM53 169H54V167H53ZM63 169V168H62ZM166 169V168H165ZM187 169H188V167H187ZM194 169V168H193ZM191 170V171H196V170ZM201 169V168H200ZM205 169V168H204ZM207 169V170H208ZM233 169V170H234ZM23 170H24V168H23ZM26 170H28V169H26ZM35 170V169H34ZM55 170H56V168H55ZM115 170V171H116ZM183 170V169H182ZM186 170V169H185ZM214 170V169H213ZM219 170V169H218ZM221 170H223V168L221 169ZM25 171V170H24ZM35 171V172H36ZM40 171H44L43 169L42 170H40ZM49 172H50V170H48ZM47 171V172H48ZM52 171V170H51ZM60 171V170H59ZM62 171V170H61ZM65 171V170H64ZM109 172L111 171L110 169L108 170ZM113 171V170H112ZM111 171V172H112ZM164 171H166V170H164ZM177 171H179V172H177ZM204 171H206V170H204ZM223 171H225V170H223ZM223 171H222V173H223ZM226 171H227V169H226ZM235 171H233L234 173H235ZM30 172V171H29ZM63 172V171H62ZM65 172H67V170L65 171ZM65 172L63 173V174H65ZM114 172V171H113ZM116 172H118V171H116ZM163 172V171H162ZM162 172H160V173H162ZM174 172H175V169H174ZM176 175L179 173L180 174V169L179 170H176ZM213 173H211L212 175H214L215 173H214V171H212ZM233 173L232 171H230L229 170V173ZM26 173H28V172H26ZM32 173V172H31ZM41 173V172H40ZM39 173V174H40ZM54 173V172H53ZM52 173V174H53ZM183 173H184V171H183ZM188 173H189V171H188ZM190 173H194V172H190ZM210 173V172H209ZM228 173V174H229ZM233 173V174H234ZM22 174V173H21ZM23 174H25V173H23ZM30 174V173H29ZM42 174V173H41ZM45 174V173H44ZM51 174V173H50ZM58 174V173H57ZM107 174H110V173H108L107 172ZM165 174V173H164ZM175 174V173H174ZM185 174V173H184ZM184 174H183V176H184ZM219 174L221 175V173H220V171H219ZM219 174H217L218 176H220ZM227 174V173H226ZM232 174V175H233ZM66 175V174H65ZM73 175V174H72ZM165 175H167V174H165ZM170 175V174H169ZM169 175H168V177H169ZM187 175V174H186ZM225 175V173H223V177H228V175L227 176H224ZM30 176V175H29ZM32 176H34V174L32 175ZM39 176V175H38ZM41 176H43V175H41ZM50 176V175H49ZM49 176H47V179H48V177ZM54 176V175H53ZM64 176V175H63ZM74 176H75V174H74ZM111 176H112V173H111ZM111 176H108V177H111ZM118 176V175H117ZM178 176V175H177ZM210 176V175H209ZM208 176V177H209ZM222 176V175H221ZM220 176V177H221ZM35 177V176H34ZM55 178L57 177V176H54ZM80 177V178H81ZM122 177V176H121ZM162 177V176H161ZM167 177V178H168ZM170 177H171V175H170ZM173 177V176H172ZM202 177H203V175H202ZM207 176H206V179L208 178ZM210 177H212V176H210ZM209 177V178H210ZM231 177H233V176H231ZM29 178H31V176L29 177ZM37 179L39 178V177H36ZM78 178V177H77ZM112 178V177H111ZM116 178V177H115ZM114 178V179H115ZM124 178V177H123ZM130 177H128V178H126V179H129ZM176 178H179V177H176ZM186 178H188V177H186ZM213 178V177H212ZM211 178V179H212ZM216 178H217V176H216ZM229 178V177H228ZM31 179H33V178H31ZM53 179V178H52ZM57 179V178H56ZM56 179L54 180V181H56ZM63 179V178H62ZM79 179V178H78ZM109 178H107V180H108ZM120 179V178H119ZM119 179H118V181H119ZM125 179V178H124ZM123 179V180H124ZM125 179V181L124 182H126L127 180ZM170 179V178H169ZM169 179H167V180H169ZM173 179V182L172 183H174V178H172ZM185 179V178H184ZM194 179V178H193ZM196 179V178H195ZM229 179H231V178H229ZM228 179V180H229ZM41 180H42V178H41ZM45 180V179H44ZM64 180V179H63ZM111 180V179H110ZM117 180V179H116ZM130 180H131V178H130ZM183 180V179H182ZM192 180V179H191ZM213 180V179H212ZM215 180V179H214ZM222 180V179H221ZM221 180H219L220 181V183H221ZM225 180H227V179H225ZM234 180V179H233ZM33 181H35V180H33ZM47 181V183L49 182L48 180H46ZM122 181V180H121ZM158 181H160V183L158 182ZM185 181V180H184ZM184 181H183V183H184ZM208 181H209V184H210V186L211 185H213L214 186V188H213V191H215V190H217V189H215L216 187H218V185L219 186H221L222 185V183L220 184L219 183V181L218 182H215V183H219L218 185H215L214 183L212 184V182L208 179ZM231 181V180H230ZM236 181V180H235ZM38 182V181H37ZM39 182H41L40 180H39ZM58 182V181H57ZM68 182V181H67ZM71 182H73V180H71ZM112 182L114 183V180L113 181H111V185H112ZM123 182V181H122ZM129 182V181H128ZM127 182V183H128ZM189 182V181H188ZM196 182H198L197 180H196ZM211 182V183H210ZM234 182V181H233ZM233 182H232V185H233ZM54 183V182H53ZM63 183V182H62ZM76 183V184H77ZM171 183V184H172ZM204 183V182H203ZM202 183V184H203ZM208 183V182H207ZM237 182H235L234 183V185H237L238 184ZM68 184V183H67ZM110 184V183H109ZM120 184H122V183H120ZM119 184V185H120ZM125 183H123V185H124ZM164 184V183H163ZM168 184H170V183H168ZM229 184V183H228ZM41 185V184H40ZM39 185V187H43V185H41L40 186ZM45 185V184H44ZM118 186V184L116 183L115 184V186ZM121 186L119 189L121 190V191H123L122 190V187H124V186ZM172 185H175V184H172ZM194 185V184H193ZM192 185V186H193ZM196 185V184H195ZM205 185V184H204ZM203 185V186H204ZM224 185V184H223ZM36 186H38V185H36ZM47 186V185H46ZM61 186V185H60ZM63 186H64V184H63ZM128 186H131V184L130 185H128ZM132 186H134V185H132ZM181 185H179V187H180ZM183 186V185H182ZM182 186H181V188H182ZM186 186V185H185ZM207 186V185H206ZM230 186V185H229ZM76 187V186H75ZM78 187V186H77ZM106 187V188H107ZM110 187V186H109ZM108 187V188H109ZM119 187V186H118ZM168 187V186H167ZM188 187H190V186H188ZM208 187V186H207ZM207 187H202V188H204L206 191H207ZM222 187V186H221ZM225 187H227V186H225ZM235 187V186H234ZM45 188V187H44ZM66 188V187H65ZM117 188V187H116ZM126 189H128L127 188V186L125 187ZM164 188V187H163ZM210 188L211 187H208V190L210 191ZM219 188V187H218ZM40 189H42V188H40ZM113 189V188H112ZM125 189V190H126ZM132 189V188H131ZM137 189V188H136ZM171 189V188H170ZM175 189V188H174ZM188 189V188H187ZM198 189V188H197ZM201 189V188H200ZM204 189H202V190H204ZM215 189V190H214ZM223 190H224V188H222ZM220 190V191H218V193H217V197H218V194H219V192L222 194V193H224L225 194V192H227L228 190H231V188H228L227 190H225L224 192H223V190ZM233 189V188H232ZM236 189V190H237ZM117 190H118V188H117ZM120 190L118 191V192H120ZM125 190L123 191V193L125 192ZM129 190V189H128ZM138 190V189H137ZM164 190V189H163ZM173 190V188L170 190V191H172ZM176 190H182V189H176ZM189 190V189H188ZM41 191V190H40ZM45 191H47V190H45ZM44 191V192H45ZM62 191V190H61ZM109 191H111L112 192V194H114L113 192L114 191H112V190H109ZM108 191V192H109ZM136 191V190H135ZM208 191V192H209ZM234 191V190H233ZM43 192V191H42ZM43 192V193H44ZM111 192L109 193V194H111ZM117 192V193H118ZM177 192H180V191H177ZM186 192V191H185ZM195 192V191H194ZM201 192V191H200ZM231 192V191H230ZM79 193V192H78ZM82 193H80V194H82ZM116 193V192H115ZM192 193H193V191H192ZM203 194V195H200V194ZM199 195H200V199L202 198V200L204 199V197H205V195H204V193L203 192H201ZM214 193V192H213ZM215 193V194H216ZM109 194H107V192H106V194H105V196H109ZM121 194V193H120ZM120 194H117V196H119ZM136 195H138V192H136L135 193ZM166 194V193H165ZM169 194H171V193H169ZM168 194V195H169ZM179 194V193H178ZM189 194H191V193H189ZM189 194H187V196H189ZM205 194L207 195V193L205 192ZM212 194V193H211ZM215 194H214V197L213 198H215ZM223 194V195H224ZM227 194V193H226ZM231 194H232V192H231ZM239 194V193H238ZM125 195H127V193H125ZM124 194L122 195H120L121 197L122 196H125ZM134 195V194H133ZM185 196H186V194H184ZM208 195H210L209 193H208ZM220 195V194H219ZM222 195V196H223ZM40 196V195H39ZM42 196V195H41ZM48 196V195H47ZM77 196V195H76ZM112 196V195H111ZM111 196H109L110 198H111ZM130 196H132V194H130ZM140 196V195H139ZM180 197H181V195H179ZM179 196H178V198H179ZM198 196V195H197ZM196 196V197H197ZM221 196V197H222ZM227 196L228 195H226V201H227ZM233 196V195H232ZM240 196V195H239ZM81 197V196H80ZM79 197V198H80ZM115 198H116V196H114ZM148 197V196H147ZM164 197V196H163ZM169 196H167V198H168ZM207 197V196H206ZM205 197V200H203V201H201L200 200V202H199V204H201V202H203L201 205H203V204H206L207 205V200L209 201V196H208V198H206ZM216 197V198H217ZM225 197V196H224ZM33 198V197H32ZM106 198V197H105ZM118 198H120V197H118ZM126 198V197H125ZM128 198V197H127ZM158 198H160V196L158 197ZM158 198H156V200L158 199ZM169 198H171V196L169 197ZM173 198V197H172ZM182 198V197H181ZM195 198V197H194ZM198 198V197H197ZM219 198V197H218ZM217 198V199H218ZM223 198V197H222ZM242 198H244V197H242ZM34 199H36L35 197H34ZM74 199V198H73ZM123 199V198H122ZM148 199V198H147ZM149 199H151V198H149ZM148 199V200H149ZM180 199V198H179ZM186 199H187V197H186ZM196 199V198H195ZM207 199V200H206ZM239 199H241L240 197H239ZM53 200V199H52ZM66 200V199H65ZM120 200H121V198H120ZM124 200V199H123ZM126 200V199H125ZM128 200H131L130 198L128 199ZM134 200H135V197H134ZM154 200V199H153ZM159 200V199H158ZM157 200V201H158ZM171 200V199H170ZM177 200V199H176ZM188 200H189V198H188ZM187 200V201H188ZM192 200H193V198H192ZM221 200V199H220ZM219 200V201H220ZM224 200H225V198H224ZM247 200V199H246ZM36 201V200H35ZM55 201V200H54ZM60 201V200H59ZM78 201V200H77ZM127 201V200H126ZM133 201V200H132ZM136 201V200H135ZM135 201L134 202H130V203H135ZM166 201H168V200H166ZM166 201H165V204H168V206H170L171 204H170V202L168 203H166ZM178 201V200H177ZM218 201V200H217ZM221 201H223V200H221ZM228 201H229V205L228 206H230L231 205V207H232V212H233V210L235 209L233 206H232V202L228 199ZM241 201V200H240ZM122 202H124V201H122ZM173 202L174 201H172L171 203L173 204ZM176 202V201H175ZM183 203H184V200L182 201ZM189 202V201H188ZM191 202V201H190ZM66 203V202H65ZM158 203H160V202H158ZM164 202H162V204H163ZM197 203V202H196ZM210 203H211V201H210ZM234 204H235V202H233ZM33 204V203H32ZM63 204V203H62ZM76 204V203H75ZM80 204V203H79ZM79 204H77V205H79ZM111 204V203H110ZM114 204V203H113ZM113 204H111V207L113 206ZM115 204H116V199H115ZM114 204V205H115ZM119 204H120V202H119ZM122 204V203H121ZM127 205H128V203H126ZM126 204H123V205H125L126 206ZM154 204V203H153ZM189 204H192L193 205V202L192 203H189ZM209 204V203H208ZM225 204H227V202L225 203ZM225 204H223V205H225ZM42 205H44V204H42ZM49 205V204H48ZM175 205H177V207H178V204H177V202H176V204ZM184 205V204H183ZM182 205V206H183ZM210 205H212V204H209V206ZM220 205V204H219ZM33 206V205H32ZM116 206V205H115ZM122 206V205H121ZM152 206V205H151ZM156 206H157V204H156ZM164 206V205H163ZM189 206H191V205H189ZM194 206V205H193ZM199 206V205H198ZM208 206V207H209ZM245 206V205H244ZM31 207V206H30ZM63 207V206H62ZM110 207V208H111ZM131 207H133V206H131ZM159 207H161V206H159ZM180 207V206H179ZM178 207V208H179ZM231 207H230V209H231ZM78 208V207H77ZM110 208H108V209H110ZM123 208H124V206H123ZM130 207H128V209H129ZM135 208V211L137 210L136 209V207H134ZM154 208H155V206H154ZM171 208H173V206L171 207ZM186 208V207H185ZM191 209L192 208H194V207H190ZM196 208V207H195ZM210 208V207H209ZM217 207H215V209H216ZM222 208H224V206L222 207ZM234 208V209H233ZM246 208V207H245ZM36 209H37V207H36ZM35 209V210H36ZM79 209V208H78ZM81 209V210H82ZM141 209V208H140ZM157 209V208H156ZM162 209V207L159 209L158 208V211L159 210H161ZM164 209V208H163ZM220 210H221V207L219 208ZM237 209V208H236ZM244 209V208H243ZM34 210V209H33ZM38 210V209H37ZM104 210H103V212H104ZM122 210H125L126 211V208H124V209H122ZM131 211H132V208L130 209ZM130 210H129V212H130ZM149 210V209H148ZM167 210V209H166ZM165 210V211H166ZM169 210H171V209H169ZM174 210V209H173ZM193 210V209H192ZM203 210V209H202ZM205 210V209H204ZM206 210H208V209H206ZM205 210V211H206ZM211 210H213V209H211ZM226 210H228V209H226ZM249 210V212H247V210L246 211H244V212H247V214H248V216H249V214L251 213V211ZM43 211V210H42ZM141 211V210H140ZM175 211V210H174ZM186 211V210H185ZM223 211V210H222ZM221 211V212H222ZM243 211V210H242ZM253 211H252V213L251 214H253ZM44 212V211H43ZM81 212V211H80ZM133 212V211H132ZM147 212V211H146ZM161 212H162V210H161ZM170 212V211H169ZM179 212H180V210H179ZM192 212V211H191ZM209 212V211H208ZM212 212H214V211H212ZM218 212V211H217ZM217 212H216V214H217ZM231 212V213H232ZM236 212V211H235ZM234 212V213H235ZM238 212V211H237ZM107 213V212H106ZM112 213H114L113 211H112ZM111 213V214H112ZM149 213V212H148ZM174 213V212H173ZM181 213V212H180ZM193 213V212H192ZM195 213V212H194ZM199 213V212H198ZM211 213V212H210ZM215 213V212H214ZM229 213V212H228ZM39 214H40V211H39ZM95 214V213H94ZM97 214V213H96ZM101 214V213H100ZM99 214V215H100ZM103 214V213H102ZM110 214V215H111ZM129 214V213H128ZM128 214H126V215H128ZM131 214V213H130ZM137 214H138V212H137ZM159 214H160V212H159ZM167 214V213H166ZM196 214V213H195ZM212 214V213H211ZM215 214V215H216ZM220 214H222V213H220ZM219 213L217 214V215H219V216H215V217H217L216 218V220L218 221V217H219V219H220V217H221V215H220ZM225 214V213H224ZM233 214V213H232ZM237 214V213H236ZM45 215V214H44ZM79 215V214H78ZM113 215H115V213L113 214ZM118 215V214H117ZM116 215V216H117ZM185 215V214H184ZM189 215V214H188ZM213 215V214H212ZM228 215V214H227ZM238 215V214H237ZM241 215V214H240ZM240 215H238V217H235L236 215H234V219L236 220L237 218H241L242 219V217H240ZM122 216V215H121ZM160 216H163V215H160ZM183 216V215H182ZM195 216V215H194ZM198 216V215H197ZM224 216V215H223ZM233 216V215H232ZM231 216V217H232ZM253 216H250L251 218L253 217ZM42 217V216H41ZM61 217V216H60ZM85 217V216H84ZM89 217V216H88ZM111 217V216H110ZM119 217V216H118ZM125 217V216H124ZM123 217V218H124ZM128 217H130V215L128 216ZM135 217H136V214H135ZM138 217H141V215H139ZM166 217V216H165ZM176 217V216H175ZM187 217H189V216H187ZM214 217V218H215ZM228 217H229V215H228ZM256 217V218H255ZM27 218V219H26ZM30 218H32V217H30ZM62 218V217H61ZM77 218H78V216H77ZM104 218V217H103ZM107 218H108V216H107ZM106 218V219H107ZM112 218H114V217H112ZM132 218H133V216H132ZM145 218V217H144ZM163 218V217H162ZM161 218V219H162ZM171 217H169V219L168 220H166V221H168L169 222V220H171L170 219ZM190 218V217H189ZM222 218V217H221ZM230 218V217H229ZM34 220H35V218H33ZM105 219V218H104ZM104 219H102V221L104 222H101L100 220V218L99 219H96L97 220V222L98 223H100V227H98V232L100 233L101 232V230H102V232L104 231V233H106V229H107V232H109V231H111L112 232V224H113V222H116V221H114V220H112L113 222H111L110 221V218H108L106 221L104 220ZM115 219V218H114ZM128 219H130V218H128ZM146 219V218H145ZM167 219V218H166ZM202 219V218H201ZM227 219V218H226ZM225 219V217H223V220H226ZM240 219V220H241ZM29 220V219H28ZM32 220V219H31ZM34 220H32V221H34ZM39 220V219H38ZM44 220V219H43ZM56 220V219H55ZM85 220V219H84ZM83 220V221H84ZM117 220V219H116ZM136 220H137V218H136ZM139 220V219H138ZM137 220V221H138ZM140 220H141V218H140ZM165 220V219H164ZM212 220V219H211ZM213 220H215V219H213ZM220 220H222V219H220ZM219 220V222H221L222 223V221H220ZM231 220H232V218H231ZM251 219L249 218V221H250ZM35 221H37V219L35 220ZM48 221V220H47ZM60 221V220H59ZM78 221V220H77ZM120 221V220H119ZM126 221V220H125ZM130 221V220H129ZM133 221V220H132ZM191 221V220H190ZM217 221H215V222H217ZM234 221V220H233ZM52 222H55V221H52ZM86 222V221H85ZM92 222V221H91ZM127 222V221H126ZM186 222V221H185ZM192 222V221H191ZM215 222H213V224L215 225ZM227 222V221H226ZM229 222V221H228ZM227 222V223H228ZM232 222V221H231ZM240 222H242V223H244L243 222V219H242V221H240ZM27 223V222H26ZM38 223H40V222H38ZM76 223V222H75ZM121 223V222H120ZM124 223V222H123ZM134 224H136L135 222H133ZM138 223H139V221H138ZM146 223V222H145ZM172 223H174V221L172 222ZM180 223V222H179ZM187 223V222H186ZM212 223V222H211ZM223 223H225V221H223ZM239 223V222H238ZM241 223V224H242ZM251 223V222H250ZM255 223V222H254ZM35 224H36V222H35ZM41 224L43 225V222H41ZM116 224V223H115ZM125 224V223H124ZM183 224V223H182ZM200 224V223H199ZM208 225V224H210V223H206V222H204V224L203 225ZM212 224V225H213ZM220 223H218V224H216V225H219ZM235 224V223H234ZM234 224H232L233 226H235L234 227V231H235V228H236V226H237V228H239V225H234ZM244 224H246V223H244ZM252 224V223H251ZM24 225H27V224H24ZM48 225V224H47ZM53 225V224H52ZM87 225V224H86ZM90 225V224H89ZM122 225V224H121ZM142 225V224H141ZM145 225V224H144ZM168 225H169V223H168ZM184 225V224H183ZM190 225V224H189ZM188 225V226H189ZM193 225H196V223H194ZM206 225V226H207ZM211 225V227H213L214 228V226H212ZM216 225H215V228H216ZM222 226H224L223 224H221ZM253 226H254V224H252ZM255 225H256V223H255ZM31 226H32V223H31ZM30 226V227H31ZM34 226V225H33ZM44 226V225H43ZM85 226V225H84ZM97 226V225H96ZM137 226V225H136ZM135 226V227H136ZM143 226V225H142ZM146 226V225H145ZM227 226L228 225H226V226H224V227H222V229L224 228L225 229V227H226V229H228L227 228ZM38 227V226H37ZM37 227H36V229H37ZM121 229H122V227L121 226H119ZM126 227V226H125ZM134 227V226H133ZM138 227H139V225H138ZM137 227V228H138ZM141 227V226H140ZM170 227V226H169ZM168 227V228H169ZM174 227V226H173ZM190 227V226H189ZM194 227H196V226H194ZM210 227V226H209ZM218 227H219V230H221L220 228V225L219 226H217V228L216 229H218ZM243 227H244V229H242L241 231L244 233V235H243V237H244V239H246V237H248L247 235L249 234V231H250V227H247V225H243ZM242 227V225L240 226V228H243ZM256 227V226H255ZM255 227H252V228H255ZM34 228H35V226H34ZM93 228V227H92ZM115 228V227H114ZM161 228V227H160ZM167 228V227H166ZM171 228V227H170ZM203 228V227H202ZM204 228H205V226H204ZM204 228H203V231H206V230H204ZM208 228V227H207ZM212 228V229H213ZM249 228V229H248ZM33 229V228H32ZM31 229V230H32ZM42 229V228H41ZM40 228L39 229H37V231H39V230H41ZM48 229V228H47ZM94 229H95V227H94ZM125 229V228H124ZM123 229V230H124ZM127 229V228H126ZM139 229V228H138ZM141 229H142V227H141ZM144 229H146V227L144 228ZM147 229H150L149 227H147ZM183 229V228H182ZM195 229V228H194ZM209 229V228H208ZM211 229V230H212ZM216 229H214L215 231H216ZM230 229V228H229ZM246 229V230H245ZM35 230V229H34ZM116 230V229H115ZM118 230H120V229H118ZM127 230H129V229H127ZM143 230V229H142ZM154 230V229H153ZM240 230V229H239ZM252 230V229H251ZM255 230V229H254ZM253 230V231H254ZM42 231V230H41ZM146 230H144V233H148L147 231L145 232ZM148 231H150L151 233L150 234H153L154 232L152 231V229L151 230H148ZM166 231H168V229H166ZM173 230L171 229V232H172ZM185 231V230H184ZM207 231H209V230H207ZM207 231H206V235L208 236V234H207ZM218 231V230H217ZM226 231H227V234H228V232L229 233H231L230 232V230H225V233H226ZM241 231H238L239 232V234L240 233H242ZM253 231H251L253 234H254V232ZM117 232V231H116ZM142 232V231H141ZM175 232V231H174ZM174 232H173V234H174ZM193 232H194V230H193ZM224 232V231H223ZM236 232H237V229H236ZM250 232V233H251ZM40 233V232H39ZM42 233V232H41ZM44 233V232H43ZM92 233V232H91ZM124 233V232H123ZM122 233V234H123ZM126 233H130V231H128V232H126ZM139 233V232H138ZM143 233V232H142ZM168 233V232H167ZM178 233V232H177ZM185 233V232H184ZM204 233V232H203ZM212 233V232H211ZM210 233V234H211ZM218 233V232H217ZM222 233V232H221ZM221 233H218V234H221ZM46 234V233H45ZM125 234V233H124ZM131 234V233H130ZM136 234H137V232H136ZM150 234H149V237H150ZM159 234V233H158ZM172 234V235H173ZM176 234V233H175ZM186 234V233H185ZM213 234H214V231H213V233L211 234L212 236H213ZM224 233H222L221 235H223ZM234 234H236V233H234ZM238 234V233H237ZM34 235V234H33ZM33 235H31V236H33ZM37 235V234H36ZM42 235V234H41ZM104 235V234H103ZM102 235V236H103ZM142 235V234H141ZM197 235H199V233H197ZM201 235V234H200ZM204 234H202L201 235V239H202V237H203V239H204V236H203ZM231 235V234H230ZM229 235V237H231ZM233 235V234H232ZM252 235V234H251ZM53 236V235H52ZM128 236H130V235H128ZM127 236V237H128ZM133 236V238H135L134 237V235H132ZM132 236H131V238H132ZM139 236V235H138ZM148 236V235H147ZM147 236L145 235V237L147 238ZM153 236H155V234H153ZM169 236V235H168ZM174 236H176V235H174ZM181 236H183V233H182V235ZM186 236H187V234H186ZM206 236V237H207ZM211 236V237H212ZM214 236H218L217 234H214ZM224 236V235H223ZM223 236H220V238L221 237H223ZM225 236H227L226 234H225ZM39 237V236H38ZM43 237V236H42ZM105 237V236H104ZM169 237H171V236H169ZM168 237V238H169ZM179 237V239L181 238L182 240H183V237H180V236H178ZM177 236H176V239L178 238ZM188 237V236H187ZM219 237V236H218ZM217 237V238H218ZM235 237V238H234ZM239 237H241V236H239ZM242 237V238H243ZM36 238V237H35ZM108 238V237H107ZM117 238V237H116ZM130 238V237H129ZM131 238H130V240H131ZM132 238V239H133ZM155 238H158V235H157V237L155 236ZM173 238V237H172ZM200 238H197V239H200ZM208 238H210V236L208 237ZM208 238H206V240L208 239ZM215 237H213V239H214ZM227 238V237H226ZM226 238H224V239H220L221 241H223L224 240V242H227L228 240H225ZM231 238H233V239H236V238H238V237H236V235L234 236L233 235V237H231ZM34 239V238H33ZM47 239H48V237H47ZM50 239H52V238H50ZM104 239H106V237L104 238ZM109 239V238H108ZM112 240H113V237L111 238ZM110 239V240H111ZM153 239V238H152ZM151 238H150V241L152 240ZM162 239V238H161ZM179 239H177V240H179ZM186 239V238H185ZM193 239V238H192ZM228 239V238H227ZM233 239H230L229 238V241L228 242H230L231 240L233 241ZM248 239H249V242L251 243V239H253L252 237L250 238V236L248 237ZM248 239L245 241V242H248ZM35 240V239H34ZM101 240V239H100ZM103 240V239H102ZM115 240V239H114ZM123 240V239H122ZM156 240V239H155ZM160 240V239H159ZM167 240V239H166ZM175 240V239H174ZM194 240H196V239H194ZM206 240H202L203 242L205 241V242H207ZM210 240V239H209ZM242 239H240L239 240V242L241 241ZM42 241V240H41ZM45 241V240H44ZM116 241V240H115ZM115 241H114V243H115ZM153 241H154V239H153ZM152 241V242H153ZM164 241V240H163ZM183 241H185V240H183ZM182 241V242H183ZM190 241H191V239H190ZM193 241V240H192ZM197 241V240H196ZM201 241V240H200ZM201 241V242H202ZM216 241H217V239H216ZM219 241V240H218ZM217 241V242H218ZM220 241V242H221ZM235 241V240H234ZM234 241H233V243H234ZM243 242H244V240H242ZM241 241V242H242ZM45 242H47V241H45ZM126 243H127V241H125ZM160 242H162V241H160ZM166 242V241H165ZM177 242H179V241H177ZM194 242V241H193ZM219 242V243H220ZM242 242V244H243V246H244V249L245 248H248L249 249V247H247L246 246V244L244 245V243ZM56 243V242H55ZM117 243H118V241H117ZM122 244H123V242H121ZM131 243H133L132 242V240H131ZM144 243L146 244V241H144ZM159 242H157V244H158ZM187 243V242H186ZM200 243V242H199ZM211 243H212V245L213 244H216L215 242H213V241H211ZM223 243V242H222ZM222 243H220V244H222ZM238 243V242H237ZM237 243H234L233 245H235V244H237ZM253 243V242H252ZM251 243V244H252ZM50 244V243H49ZM66 244V243H65ZM121 244V245H122ZM149 244V243H148ZM153 244H155V245H157L156 244V241H155V243H153ZM164 244V243H163ZM192 244V243H191ZM204 244V243H203ZM206 244H208L209 245V243H206ZM226 244V243H225ZM224 244V245H225ZM231 244V243H230ZM251 244H249V245H251ZM46 245V244H45ZM47 245H48V243H47ZM89 245V244H88ZM110 245V244H109ZM124 245V244H123ZM132 245V244H131ZM130 245V246H131ZM144 245V244H143ZM167 245V244H166ZM182 245H183V243H182ZM188 245H190V244H188ZM202 245V244H201ZM201 245H199V246H201ZM219 245V244H218ZM232 245V244H231ZM255 245V244H254ZM34 246V245H33ZM43 246H44V244H43ZM93 246V245H92ZM127 246V245H126ZM159 246V245H158ZM199 246L198 247H196V246H194V247H196L197 248V250H199L198 248H199ZM204 246H206V245H204ZM210 246V245H209ZM226 246V245H225ZM227 246H229V245H227ZM240 246H242L241 245V243H240ZM246 246V247H245ZM121 247V246H120ZM133 247V246H132ZM131 247V248H132ZM173 247V246H172ZM188 247V246H187ZM212 247V246H211ZM234 247V246H233ZM236 247V249H237V247L238 246H235ZM253 247V246H252ZM255 247H257V244L255 245ZM258 248L257 247V249H260L259 251L260 252H258V250H256L255 248H254V250L255 251H257L258 253H260L261 254V252H262V250L263 249H261V248ZM37 248V247H36ZM42 248V247H41ZM64 248V247H63ZM110 248V247H109ZM112 248V247H111ZM126 248V247H125ZM129 248V247H128ZM130 248V250H134L133 248L131 249ZM148 248H149V246H148ZM147 248V249H148ZM189 248V247H188ZM192 248V247H191ZM203 248V247H202ZM213 248V247H212ZM226 249H227V247H225ZM44 249V248H43ZM47 248H45V250H46ZM152 249H154V248H152ZM156 249H158V248H156ZM159 249H160V247H159ZM161 249H163V247L161 246ZM190 249V248H189ZM209 249V248H208ZM219 248H217L216 250H217V252L218 251H220V250H218ZM232 249V248H231ZM240 249H241V247H240ZM251 249V248H250ZM49 249H47V251H48ZM62 250V249H61ZM64 250V249H63ZM110 250V249H109ZM113 250V249H112ZM149 250V249H148ZM176 249L174 248V250L172 249V251L171 252H173V251H175ZM202 250V249H201ZM213 250V249H212ZM215 250V249H214ZM213 250V251H214ZM215 250V251H216ZM222 250V249H221ZM230 250V249H229ZM242 250V249H241ZM241 250H233V251H236V253H238V255H239V257H240V261H243V263H245L246 264V262H247V260L248 259H246V254H247V256L250 254V253H253V252H247L246 253V250H242L243 252H240ZM46 251V252H47ZM125 251V250H124ZM136 251V250H135ZM139 251V250H138ZM153 251V250H152ZM160 251V250H159ZM162 251H164V249L162 250ZM168 251V247H167V249H166V251H164V252H167ZM193 251H195V249H193ZM205 251H207V250H203V253L205 254V253H207V252H209V251H207V252H205ZM214 251V252H215ZM238 251V252H237ZM45 252V251H44ZM48 252H50V251H48ZM47 252V253H48ZM99 252V251H98ZM145 252V251H144ZM151 252V251H150ZM156 252L157 251H155V253H153V255L154 254H156ZM163 252V253H164ZM171 252H167V253H171ZM231 252V251H230ZM81 253H83V252H81ZM147 253H148V251H147ZM190 253H192V251L190 252ZM195 253H196V251H195ZM224 253H225V251H224ZM235 253V254H236ZM255 253V252H254ZM253 253V254H254ZM263 253H264V250H263ZM35 254V253H34ZM46 254V253H45ZM50 254V253H49ZM84 254H85V252H84ZM83 254V255H84ZM144 254V253H143ZM149 254L150 253H148V256H149ZM158 255H159V253H157ZM172 254V253H171ZM197 255H198V253H196ZM202 254V253H201ZM210 254V253H209ZM211 254H213V253H211ZM255 254H257V253H255ZM43 255V254H42ZM80 255V254H79ZM82 255V256H83ZM110 255V254H109ZM114 255V254H113ZM140 255V254H139ZM164 255H165V253H164ZM173 255V254H172ZM190 255H193V254H190ZM213 255H215V253L213 254ZM230 255V254H229ZM231 255H234V254H231ZM230 255V256H231ZM258 255V254H257ZM264 255V254H263ZM263 255L261 256L262 258H263ZM44 256V255H43ZM48 256V255H47ZM81 256V257H82ZM85 256V255H84ZM199 256V255H198ZM223 257H224V255H222ZM221 256V257H222ZM251 256H255V255H252V254H250V257ZM41 257V256H40ZM88 257V256H87ZM115 257V256H114ZM138 257V256H137ZM166 257V256H165ZM173 257V256H172ZM205 257H206V255H205ZM238 257V256H237ZM236 257V258H237ZM73 258V257H72ZM78 258H80V256L78 257ZM103 258H105V257H103ZM139 258V257H138ZM141 258H143V257H141ZM151 258H153V256H151ZM161 258V257H160ZM175 260H177L175 257H173ZM173 258H171V260L173 259ZM227 258V257H226ZM253 258V257H252ZM255 258H257V256H255ZM262 258L261 259H259V260H262ZM44 259H46V258H44ZM49 259L50 258H48V260L47 261H49ZM51 259H53L52 257H51ZM56 259H57V257H56ZM58 259H61V258H58ZM74 259V258H73ZM91 259V258H90ZM155 259V258H154ZM168 259V258H167ZM205 259V258H204ZM219 259V258H218ZM229 259H231V258H229ZM239 259V258H238ZM258 259V258H257ZM256 259V260H257ZM69 260V259H68ZM67 260V261H68ZM76 260V259H75ZM74 260V261H75ZM82 260H84L85 261V258L83 257V259ZM88 260V259H87ZM143 260V259H142ZM169 261H170V259H168ZM206 260V259H205ZM220 260H222L223 261V259H220ZM235 260V259H234ZM250 260H253L254 261V259H250ZM249 260V261H250ZM53 261V260H52ZM64 260H61V261H59L58 260V262L60 263H62ZM66 261V260H65ZM81 261V260H80ZM84 261H83V263H84ZM91 261V260H90ZM89 261V262H90ZM162 261V260H161ZM166 261V260H165ZM179 261V260H178ZM177 261V262H178ZM184 261V260H183ZM185 261H187V260H185ZM225 261V260H224ZM227 261V260H226ZM235 261H237V260H235ZM249 261L247 262V264H249ZM263 261L264 260H262L261 262H262V264H264L263 263ZM39 262V261H38ZM37 262V263H38ZM42 262V261H41ZM72 262V261H71ZM139 262V261H138ZM141 262V261H140ZM164 262V261H163ZM167 262V261H166ZM165 262V263H166ZM177 262L176 263H174V264H177ZM180 262V261H179ZM178 262V263H179ZM181 262H182V260H181ZM191 262V261H190ZM193 262V261H192ZM198 262V261H197ZM227 262H229V261H227ZM233 262V261H232ZM238 262H239V260H238ZM251 262V264H253L252 263V261H250ZM255 262V261H254ZM260 262V261H259ZM65 263V262H64ZM69 263V262H68ZM78 263H79V261H78ZM189 263V262H188ZM187 263V264H188ZM199 263V262H198ZM207 263V262H206ZM209 263V262H208ZM231 263V262H230ZM234 263V262H233ZM237 263V262H236ZM256 263V262H255ZM50 264H51V262H50ZM58 264V263H57ZM74 264H76V262L74 263ZM81 264H82V261H81ZM89 264V263H88ZM95 264V263H94ZM137 264V263H136ZM171 264H173V262L171 263ZM183 264V263H182ZM224 264H225V262H224ZM227 264V263H226ZM232 264V263H231ZM261 264V263H260Z\"/></svg>",
	"mask_w": 264,
	"mask_h": 264
},
{
	"label": "water",
	"instance_id": "95a60500",
	"mask_svg": "<svg viewBox=\"0 0 264 264\" xmlns=\"http://www.w3.org/2000/svg\"><path fill=\"white\" fill-rule=\"evenodd\" d=\"M173 0H166V5H168V6H170V5H172L173 3ZM238 2V3H237ZM250 2V1H249ZM234 3H237L236 4V10H239V9H241V7H239V6H237V5H239V0H229V5H228V7L226 8V12H225V22H226V27H228V24L230 23V18H231V16L229 15V13H228V9L229 8H231V9H234ZM245 4H248L249 5V3L247 2V3H245ZM251 4V3H250ZM231 5H232V7H231ZM246 11V10H245ZM240 14V13H239ZM231 27V26H230ZM233 27V26H232ZM234 28V27H233ZM226 42V41H225ZM227 43V42H226ZM228 45V44H227ZM229 46V45H228ZM231 50V49H230ZM230 50L229 49H227L225 46L223 47V49H222V54L224 55V57H225V59H226V62L228 61V58H227V54L228 55H230L231 54V52H230ZM228 63V62H227ZM243 96V95H242Z\"/></svg>",
	"mask_w": 264,
	"mask_h": 264
},
{
	"label": "snow or ice",
	"instance_id": "6c2138e0",
	"mask_svg": "<svg viewBox=\"0 0 264 264\" xmlns=\"http://www.w3.org/2000/svg\"><path fill=\"white\" fill-rule=\"evenodd\" d=\"M260 2H261V4H264V0H260ZM111 18H112V17H111V15H110V16H109V19H111ZM253 20H254V17H253L252 15H249V16H248V24L245 25V27H249V26H251L252 23H253ZM257 23H258V21H257ZM262 34H264V28H261V29L259 30L258 36H259V35H262ZM252 47L255 48V44H253ZM259 75L264 76V71H261V72L259 73Z\"/></svg>",
	"mask_w": 264,
	"mask_h": 264
}]
</instances>
